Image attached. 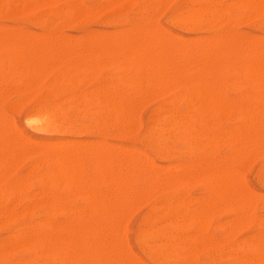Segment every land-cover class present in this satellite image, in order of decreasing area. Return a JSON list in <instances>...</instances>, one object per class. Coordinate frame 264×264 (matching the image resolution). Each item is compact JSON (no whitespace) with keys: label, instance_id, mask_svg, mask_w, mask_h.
<instances>
[{"label":"rangeland","instance_id":"obj_1","mask_svg":"<svg viewBox=\"0 0 264 264\" xmlns=\"http://www.w3.org/2000/svg\"><path fill=\"white\" fill-rule=\"evenodd\" d=\"M2 1H3V3L5 2L3 4V3H1V0H0V6H1V4L3 6L2 7L3 12L0 13V25L3 26V27L0 26L1 27L0 28V30H1L0 33H2L1 34L2 36L5 34V29H7L6 30L7 32L8 31L10 32L12 30L13 33H14V35L18 33L17 30H27V33H28V31H30L33 34L35 32L37 33V31H38L39 33L41 32L40 34H38V38L39 39H44L45 36L46 37H49L48 34L51 33L50 34V36H51L50 41H53L54 39H56V42L53 41V43H55V44L57 43V40L58 39L56 37H54V36H57L59 38V36L61 34L59 41L61 39H63L64 37H65L64 40L68 39V40H66L67 42L66 41L64 42V43L67 44V47H65V44H62V42H59L60 44L63 45V46L61 45L62 48L59 47V45H60L59 43H57V44H59L57 48H56V45H55V47H52V46H49L48 45L49 46V47H47L48 50L49 49L51 50V48H52V50H54L55 48L56 49L59 48V50H60L59 54L62 53V55L56 54V53H58L59 50H56L55 49L56 50V51L54 50L56 52L55 53V56L58 59H60V57L62 56L61 57L62 60L61 59L58 60L56 57L53 58L55 60H58V62H60V66H61V68L59 69V65L58 66L57 65L56 66L55 65H53V66L51 65L52 67H55V69H54L55 72L54 73H53L52 67H51L52 72H50L51 69L49 67H46V69H49L47 71H45L46 70L45 68L43 69V72L44 73H47L48 72V74H49V75L48 74L46 75V78L45 79H44V75L45 74H43V72L37 73V70H34L35 65H34L33 59H32V56L33 55L31 56V59L32 60L30 59V62L29 61L28 62H24L23 61V57H22V59L19 57V59H21V60L18 59L19 61H17L18 63H20V61H21L22 65H24L26 63L28 64V69H30L29 71L30 72H31V70L33 71V72H31L33 74V78L32 79H29L30 77H32L31 73L29 74L28 70H27L28 73H26V71L24 72L23 68H22V70H23V72H24L25 75L22 74V71H19V73H21L23 75V78L20 77V75L18 74V72L16 74V71L15 72L14 71L10 72L11 70L9 69L8 72H7V70L5 68H7V65L9 66V62H11V60H9V55H11L10 47H11V45L13 46V44L15 43V42L13 43V39L14 38L11 39L12 36L9 35L11 37V38H9V40H11V42L13 44H10L8 42V44H10L9 45L10 47H8V48H7V45L8 44L7 45L4 44L5 45L4 50L7 49L9 52H7V50H6V52L0 50L1 51V54L2 53H3V55L5 54L4 55V58L6 56V53L8 55V59H7V62L8 63H6V59H4V60L2 59V56L3 55L0 57V59H2V61L0 60V62H1L0 63V72L2 73V77H4V79L1 78V73H0V78H1L0 79V81H1L0 82V92H1L0 93V111H1L0 112V119H2V117H4L3 124H5V125H6L5 120L7 121V119H8V121H9V118L12 119V122L10 120V124L8 122L7 126H4L2 124V120H0V123L2 124V127L0 125V128H1V132H0L1 135L0 136L3 137L2 135H4V137H5V139L7 141L8 140L9 141H13L12 143L10 142L11 143L10 145H12V147H10L9 145H6V147L4 148V146L2 144H4V145L5 144H9V142L7 143V141L3 140L4 138L3 139H0V142H2V140L4 141V143L2 142L1 145H0V149L1 148L3 149V151H2V149L0 151V157H1L2 153L5 151L4 152L5 154H3L2 158H1V162H0V172H1L0 173L1 174L0 178H2V177L4 178L6 172L8 171V166H4L3 164H5V165H7V164L9 165L10 164L12 166L13 163L11 161L12 160H13V162L14 161H17L18 159L16 160V158H17L16 155L18 156V158L21 155V157L19 159L20 162L17 161L16 163H14L13 164V168H11V169H10L11 166L9 167V171L11 172L10 175L7 172L8 173V174H6V176L8 175L7 178L6 179L5 178L4 179L2 178L1 179L2 181L0 180V217H1L0 218V220H1L0 221V223H1L0 225H2V226H0V243H1V246L3 247V248L0 247V251H2V252H0V256H2V254H3V256L0 258V260H1L2 264H9V263H11V264H21L22 261L23 262L26 261V264H39V263L40 264L41 263L42 264H45L46 261H47L46 264L47 263L48 264H52V263L54 264V262H55V260L57 258L56 257L53 258V255L52 254H49V252H52V251H50V248L45 249L47 252L44 251L43 246H41V244L39 243V236L41 237L42 235H47L49 237H52V236L55 237L57 234H59L58 231H57V229H61V228L66 229V228H68V223H69V228H70V226L73 224V222L75 224H73L72 227L75 226L74 227V229H75L76 226H78V223L81 224L82 221H83V219L85 218L83 216V219H82V214L83 213H84L83 215H85V213L88 214V215L86 214V218H85L86 221L84 219V221L82 223V225L84 226V228L86 226L87 227L86 228L87 231L91 232L90 229L93 227L92 228V231H96V230L97 231L94 232L93 235H92L94 242H91V244H90L91 247L89 248L90 245L85 247V250H87L86 251L87 252L86 254H88V252H89V255H86L84 253L85 250H84V247L83 246L76 244L77 247L79 249H81V252H82V255H81L80 252H79L80 250H77L76 249V245L74 246V244L70 243L73 246L72 247L70 244H68V246L70 248L69 251L71 252V250H72V252H75V253H72L71 252V254H70V261L72 262L70 264H76V262H74V258L75 257L78 258V259H75V261L77 260V264L79 262H80L79 264H82V262H83V264H91V262H93L92 260L96 257V255H94V254L92 255L91 252H93L96 249H97V251H94V252H95V254L97 253V257H99L100 254L103 257L102 256L99 257L98 260H97V257H96L95 258V262L92 263V264H99L98 262L101 260V258H102V263L100 261L101 264H110L111 262L114 263V264H117V263L118 264H121V263L122 264H125V263L128 264V259L130 261V264H133L132 260H130V259L135 260V257H136V259L138 261V264H140V263L141 264H205L206 261H209V263L207 262L206 264H248V259H249V264H264V262H263L264 261L263 260L264 259L263 258L264 257V254H263V248H264V195H263L264 194V145L262 146V143L264 142V132H262V130H264V118H263V116H264V112H263L264 111V109H263V107H264V102H263L264 101V97L262 98V95L264 93L262 95L260 93V96L259 97H256L257 95H255V98H253L254 97L253 96V97H251V99H249L247 97V94L245 95V93H248L250 96H252L253 93L251 91H253L254 93H256L257 90L253 87V81H252L253 79L252 80H249L250 74H249V72H248L249 75L246 74V69H245V66H244L245 63L243 64V62H244L243 59L246 57L247 54H249V53H251V52L254 51L253 48H255V50L258 49V47L260 48L259 45H260L261 40L259 41V44L257 45L258 47H255L254 45H252L253 42L251 41V38L253 37L252 38V40H253L254 37H255V41L253 40L254 42H258V41H256V38L257 37H258V39L259 38L260 39H263L264 38V13H263L264 12V2H263L264 0H254V3H253V0H249V3H250V1H252V3H251L252 5H250L247 0L246 1L245 0H213V1H211V0H169V1L166 0L167 3L164 0H162L164 3H162L160 0H148V1H146V0H127L128 2L126 0H115V1H112V0H89L88 3L85 2V1H88V0H79V1L78 0H76V1L75 0H73V1L67 0L68 1L67 3L65 2L66 0L65 1H63V0H48V1H46V3L48 5L43 2L45 0H41V2H40L41 3V6H42L41 8L45 7L44 5H46L48 8L46 7V8H44V10L47 9V12H46V10L45 11L43 9L41 10V8L39 6L40 3L38 2L39 0L36 2V5H35V1L36 0H29V1L28 0H24L25 1L24 3H22L23 0L22 1L21 0H18V1L15 0L16 1L15 4H14L13 0H11V2H9V3L7 1H10V0H2ZM27 1L29 3L31 1L32 2L34 1V4L31 3L32 5H29V6H31V8H28V10H30V11H28V13L26 11L27 9H24V6L25 7H28L27 4H29V3H26ZM111 1H112V3H111ZM119 1H121V3ZM159 1L161 2L160 4H159ZM240 1H244L246 5L243 4V2L240 4ZM19 2H21V4H22L21 7L19 5ZM113 2H115L117 5L114 3V6H113ZM117 2H119V3H117ZM155 2L157 4H155ZM210 2H212L213 4L211 3V5H209ZM236 2H239V4L238 3L236 4ZM255 2H257V3H255ZM10 3H12V4H10ZM123 3H125L124 4L125 6L122 5ZM67 4L69 5V7H68ZM162 4H163V6L164 5L165 6L164 7L163 6H160ZM225 4H226V7L224 6ZM233 4H236V5H233ZM247 4L250 7H252L253 9L250 8V10H249L248 9L249 6H247ZM34 5H35V7H34ZM70 5H72V6H70ZM128 5L130 7H127ZM202 5H204V6L202 7ZM237 5L240 8H236ZM253 5H254V7H253ZM14 6H15L16 9L20 8V9H18L19 11H22V10L23 11L22 12H19L18 10H16V13L17 14L20 13L19 15H16V13L14 14V12H13V15H10V16L9 15H4L7 12L9 14V11L11 10V9L9 10V8H11V7H12L11 12L14 11L15 10V8H13ZM37 6L40 9L37 10L36 9ZM66 6H67L68 9L66 8ZM215 6H217V7H215ZM256 6H258V9H259L258 11L259 12L256 9H254V8H256ZM260 6H262V7H260ZM33 7L36 9L35 11H33V9H34ZM70 7L71 8L75 7V9L76 8L77 9L74 12V8L72 10V9H70ZM78 7H80L82 10L80 8H78ZM229 7H231V8H229ZM246 7H247V9H246ZM90 8H92V9H90ZM124 8L127 9V10H125ZM211 8H213V9H211ZM217 8H219L218 9L219 10V13H218ZM2 9H1V11H2ZM78 9H80V10H78ZM83 9H85L86 11L83 10ZM149 9L151 10V12L149 11ZM196 9L198 10V14L199 15L197 14V17H195L194 20L193 19H185V18H183V16L184 15L186 16V14L188 12L195 11ZM199 9H200V11H203V13L199 12ZM203 9L208 10V11L211 10V12L209 11V13H208L207 11H205ZM216 10H217V12H216ZM254 10H256V12H254ZM39 11H40V13H39ZM82 11L85 13V14L83 13L84 16L82 14ZM87 11H89L91 13V14L89 13L90 16L86 15V14H88ZM138 11H139V13H138ZM238 11H239L240 14L237 13ZM41 12L42 13L44 12L43 14H46L47 13V15H44L43 16ZM64 12H67V14L64 13ZM141 12H142L143 15L141 14ZM224 12H225V14H224ZM68 13H69V15H68ZM75 13L77 14L76 15V19L77 20L74 19V22H75L74 23L72 21L70 15H73L74 14V16H75ZM249 13H251L252 15L249 14ZM10 14H12V13H10ZM78 14L79 15L81 14L80 15L81 18H79V15ZM235 14H237V15H235ZM38 15L40 16V18H39ZM245 15H247V16H245ZM74 16H72V17L75 18ZM77 16H78V18H77ZM143 16L147 20L144 19ZM219 16H221V17H219ZM235 16H237V17H235ZM249 16H251L252 18L249 17ZM257 16H258V18H256ZM86 17H88L89 20H87ZM90 17L92 19H90ZM239 17H241V18H239ZM247 17H249V19H246ZM27 18H29V19H27ZM34 18H35L34 21L31 20V19H34ZM223 18H224V20H222ZM175 19H178L179 21L178 20L176 21ZM244 19H245V21H244ZM44 21H46V22H44ZM87 21H89V22H87ZM184 21H185V23H184ZM51 22H52V24H51ZM68 22L69 23L72 22V23L69 24ZM85 22H87V23H85ZM221 22H223V23H221ZM231 22H232V24H231ZM78 23H79V27H77V24ZM202 23H203V25H202ZM33 24H34V26H33ZM42 24H43L44 27L42 26ZM35 25H36V27H35ZM38 25H40V26H38ZM47 25H48L49 28L47 27ZM150 25H152L151 27L154 26V28H156L154 30H153V28L151 29V31H154L153 33H156L155 34L156 35L155 36V39L153 40L154 41V44L156 42L155 40H156L157 36L158 35H160V36L162 35V33H160V32H162L161 30L163 29V33H165V37L167 36V33L166 32H169L168 33L169 34L168 35L169 37H170V33L173 35V37H170V38H167L168 36L166 37L167 40H164V41H167V43H163L164 44L163 46L167 45L168 42L170 43L172 41L173 44H175V43L178 44L177 47H179V44H180V48H182L181 46H188V49H189V47L192 45L191 43L194 41L195 44H196V47H195V49H196L198 43H196L195 40H197L198 42L199 41L201 42V40L203 39L202 41L204 42V40H205V43H207V44L203 45L202 44L203 42L200 43V44H201V46L203 45V47L206 50L203 51V47H201L200 45H198L199 48L201 47L202 53H199L201 50L199 51L198 48L196 50H193L194 49L193 48L192 49L193 52H191V50H188L187 51L188 54L186 53L187 55H190L191 53L193 55L191 54V56H188L187 57L185 53H184L185 55L182 54L184 52L183 49H185V52H186L187 47H183L182 48L183 52H181V49H180V51L177 48L173 49L171 47V46H173V44L171 43V44H169V47H166L165 46L166 47V51H167V49H170V47H171L172 51H171V53L169 52L171 55H172V52H173V55L174 56H176L177 53H180L179 54L180 57L183 56V60L179 57V60H181V62H180L181 64L178 63L179 60H177L176 57H175V60H177L176 62L178 64L174 63V60H173L174 57H170V55H169L168 58L171 61L173 60L172 65H170V62L167 63L168 60H166V59H167V56L168 55L166 56V58H164L165 59L164 60L163 57H165V54H164V50H163V54L164 55L162 54L163 56H161L160 55V52H159V55H160L159 57L164 62L166 61L167 64L166 63H163L160 66V62H159L160 60L159 61L157 60V63H158L157 65H159V68H156V66H155V63L156 62H154V59L152 60V54H150L149 52L148 53H145L147 51V49H146L144 53L147 56H145V57H148V59L150 61H152L151 63H152V65H154V68L155 69L148 68L146 66V64H145L146 62H145L144 59H142V60H144V63L141 60L140 61L139 60L136 61V64H140V66L138 65V69H137V65L135 67V63L134 62L133 63H130L131 62V59H129L128 57L125 56V58H127V59H126V62L124 61L125 64L124 63L123 64H124V69H126L125 71H127L126 74L128 73V77L125 74L126 77H127V79H125L124 78V75H123L124 74L123 73V67L121 66V68H122L121 69L120 66H119V64H122V62H123L124 59L122 60V62L117 63V65H116V63L114 64L113 62L111 63L109 61V59L110 60L111 59L113 60V58L115 59V57H116V60H117V56H115V54H119V52L117 53V50L114 47L115 48L114 52L116 51V53L114 54V57H112V54H113V50H112L113 49V46H112L113 43L112 42L116 41V43L119 44L120 40H118V37L120 38L119 35H121V33H122V37H123V34H124L123 31L127 30L126 27L129 30H131L130 27L133 28V31L132 30L130 31L131 33H134V35L132 34L133 37L135 36V34H139V35H136V36L137 37L138 36L141 37V35L143 36L144 35L143 33H145L146 31H147L146 34H148V36H149L150 33H148V32L150 30V28H149ZM200 25H202V26H200ZM211 25L212 26L216 25V26H214V28H213ZM128 26H130V27H128ZM147 26H148V30H146L147 28H145ZM155 26H157V27H155ZM203 26H204V28H203ZM135 27H137V28L140 27L138 29V31L139 32L141 31L143 33L141 34V32L139 33L138 31H136L137 28H136V30H134ZM197 28H199L200 30L197 29ZM2 29H4V30H2ZM142 29H145L146 31L145 30H142ZM158 29H160L159 32H158ZM97 30L100 31V32H98ZM109 30L111 32H109ZM114 30H116V31H114ZM129 30L127 32L125 31V34L129 38H132L133 39V37H130L129 36L131 33L128 34ZM156 30H157V32H156ZM14 31L15 32L17 31V32L15 33ZM104 31H106L108 33L105 32L106 33L105 34ZM119 31H122V32H120V34H119ZM221 31H222V33H221ZM24 32L22 31V33H24ZM30 32H29V35H32ZM47 32H48V34H47ZM117 32H118L119 35L117 34ZM13 33H12V35H13ZM22 33L20 32V36L22 35ZM97 33L99 34V36H98ZM110 33H111V35H113L115 33V35L111 37ZM8 34H11V33H7V35ZM35 34H34V36H35ZM41 34H43V35H41ZM108 34L111 37V39L113 40L112 41L110 39V37H109V41H111V43L108 42V40H107ZM125 34H124V36H125ZM201 34H202V36H201ZM7 35H6V37H7ZM14 35H13V37H14ZM39 35H40L41 38L39 37ZM106 35H107V37H106ZM116 35H118V36H116ZM153 35L154 34H150V36H152V37H153ZM174 35L176 37H182V40L183 41L184 40L187 41V39H188V41L187 42L185 41L183 43L182 40L179 41V38H176V37L174 38ZM204 35L206 36V37H204L205 39L202 38ZM210 35L213 38H211ZM237 35H238V41H235L237 39ZM16 36L19 37L18 34L15 35V37ZM23 36H24V34H23ZM32 36H31V38L33 39ZM42 36H44V38H42ZM100 36H101V38H100ZM126 36L123 37V40H128V38ZM163 36H164V34L162 35V37H160V40L161 41H163ZM188 36H189L190 39L193 40L191 43H189V40L190 39L188 38ZM196 36L197 37L200 36L201 38L199 37V38L196 39ZM207 36H208V38H207ZM217 36H218V39H221V41H222V44H223L222 47H220V45H222V44H219L218 45V43H221V42L217 40ZM245 36H247V37H245ZM114 37H115V40L113 39ZM137 37H134V40H135V38L137 39ZM139 37H138L137 43L135 42L137 45L140 42L139 40H141V38H139ZM146 37H147V35L146 36L144 35L145 42L147 41L146 40L147 39ZM152 37H149V40L150 41H151L150 38H152ZM165 37H164V39H165ZM214 37H216V40L218 42L215 40ZM225 37H227V38H225ZM234 37H235V39H234ZM20 38H22V37H19L18 40H20ZM28 38L29 37H27L26 39H28ZM31 38H30V40H31ZM38 38H36V40ZM102 38L103 39L106 38L105 39V42L106 43H103L104 40H102ZM209 38H210V43L211 44H209ZM241 38L242 39H245L246 38V40H244L245 43H247L246 41H248L250 39L249 41H251V42H249V41L248 42L250 43V46H253L252 47V50L253 51L252 50L249 51L250 50V48H249L250 46L249 45H247V46H249L248 48H246V47L243 46L244 49H242L243 47H241V49H239L240 48L239 46L238 47L237 46L235 47V45H234V47L237 48V52H235V48L232 47V46H230V45H233L234 44L232 42L233 40L235 41V43L236 42L239 43L240 40H241L242 45H244V42H243V40ZM0 39H3V38L0 37ZM26 39L21 40L20 43L22 44V42L24 40H26ZM69 39H70V41H69ZM81 39H82V41H81ZM176 39H178V42L176 41ZM212 39H214V41H216L217 44H214V42H213ZM225 39H228V40H225ZM5 40H7V39H4L3 41H5ZM48 40H49V38H47V40H46L47 44L49 43ZM76 40H77V42H76ZM130 40H129V43L124 42V41L123 42L121 41V43H123L121 45L123 46L124 43L125 44H130ZM158 40H159V37L157 38V41ZM207 40H208V42H207ZM16 41H17V39H16ZM98 41H99V43H98ZM117 41H119V42H117ZM230 41L232 42V44H231ZM1 42L2 41L0 40V43ZM25 42H27V40ZM32 42H33V40H32ZM41 42H43V41H41ZM68 42L70 43L69 45H68ZM93 42H96V43H93ZM131 42H132V45L135 44V43H133L132 40H131ZM141 42H142V40H141ZM226 42H228L230 45L228 43H226ZM3 43H6V42H3ZM20 43L17 44V45H20L21 46ZM108 43L112 47V49H111L112 50V54H111L110 47H109ZM116 43L114 42V44H116ZM161 43L162 42H160V43L158 42L157 44H159L161 46L162 45ZM15 44H14L15 49H18L19 47H16ZM31 44H33V43H31ZM31 44L29 43V45H31ZM47 44H45V45H47ZM77 44H79V46H77ZM100 44L102 45V48L103 49L105 47L104 51L100 47L101 46ZM103 44H105V45H103ZM106 44L108 45L107 48H106ZM118 44L116 45L117 47H118ZM145 44L142 43L143 46ZM150 44L151 43H149L148 45H150ZM189 44H191V45L189 46ZM255 44H257V43H255ZM261 44H263V41H262ZM1 45H3V44H1ZM29 45H27V47ZM43 45L44 44H42L41 46H43ZM50 45H53V44L51 43ZM70 45L74 46V48H72V46H70ZM94 45L95 46L96 45L97 46L99 45V46H98V48L97 47H93V49H92V46H94ZM206 45H207V47H205ZM209 45H211V46H209ZM214 45H216V46L218 45L217 47H219V48L217 49V47H216V49H215ZM225 45L226 46L229 45V47L228 46L227 47L230 49V52L231 53H226L225 50H224V52H223V50L221 51L222 48L224 49ZM239 45L241 46L240 43H239ZM14 46H13V49H14ZM32 46H31V51H29L28 49H25V50L28 51V52H30L32 54ZM36 46L38 48V44H36ZM84 46H85V49H84ZM89 46L91 47V49H90ZM119 46H120V44H119ZM127 46L128 45H126V48H128ZM141 46H134V47L136 48V47H141ZM152 46H150L149 48L152 49ZM163 46H162V48L161 47H158V46L156 47V44H155L156 49H158L159 51H161L162 49H165V47H163ZM27 47H25V48H27ZM76 47H79V50H77L78 48L76 49ZM155 47L153 48L154 51H156ZM175 47H176V45H175ZM192 47L193 46H191L190 48H192ZM211 47L213 48V50L210 49ZM227 47H225V49ZM230 47L234 48V50H232V48H230ZM22 48L24 49V46ZM34 48H36V47H34ZM43 48L41 47V49L44 52V50L46 49V47H43ZM69 48H70L71 51L69 50ZM124 48H125V46H124ZM124 48H123V50H124ZM146 48H148V47H146ZM228 48H227V51H228ZM20 49H19V52H20ZM39 49L37 50V53L39 52ZM61 49H62V51H61ZM72 49H73V51L75 49V51L73 52ZM88 49H89V51L95 50V52H96V53L94 52L95 53V56H94V53L92 54V51L90 53L87 52ZM107 49L109 51H107ZM219 49H220V55L224 53L223 54V57H222V55H221V57L220 56L217 57L218 54H219L218 53ZM2 50H3V47H2ZM100 50H101V52H100ZM119 50H120V48L118 49V51ZM123 50L121 49V53L124 56V53H123L124 51ZM137 50H138V48H137ZM143 50H144V48H143ZM241 50L243 52L241 53V56H240L241 58H240L239 55H237V54H240V53H238V51L241 52ZM244 50H246V54H244L245 53ZM247 50H248V52H247ZM259 50H258V52H259ZM34 51H35V49H34ZM34 51H33V54L35 53ZM54 51H52V52L50 51L52 53V56L51 57L49 56V58L51 59V61H52V57H54V53H53ZM67 51H68V54H67ZM79 51L82 53V55H81V53H79ZM131 51H132V49H131ZM133 51H134V49H133ZM141 51H142V49H141ZM141 51H139V52H141ZM195 51H196V54H197V55L195 54L196 56L194 55ZM210 51H211V53H210L211 57L209 55V52ZM261 51L262 52L264 51L263 50V47H262ZM19 52L17 50V54L18 55H19ZM72 52H73V54H72ZM106 52H108V53L106 54ZM134 52L136 53V51H134ZM215 52H217V53H215ZM256 52H257V50H256ZM13 53H14V51L12 52V54ZM103 53H104L105 56H103ZM128 53L131 55L130 50H129ZM156 53L158 54V52H156ZM207 53H208L209 57H208ZM212 53L214 54V56H213ZM234 53H235V56H238L241 60L238 59L237 57H233ZM15 54H16V52H15ZM17 54H16V56H17ZM50 54H48V51H46V53L44 55V58H43V55H41L42 58H43L42 63L40 61L42 68H43V64L45 62L44 61L45 58L46 57L48 58L47 55H50ZM78 54H80V55L77 56ZM83 54L85 55V57H83ZM87 54H88V58H87ZM125 54H126V52H125ZM132 54H133V52H132ZM140 54L141 53H139L138 55H140ZM200 54H201V57L199 56L200 57V59H199L198 55H200ZM227 54H229V55H227ZM259 54H261V52ZM20 55H21V52H20ZM24 55H25V53H24ZM68 55H69V57H68ZM91 55H92L93 58H91ZM97 55H99V56L97 57ZM100 55H102V57H100ZM119 55H118V57H119ZM72 56L75 57V58L77 57L78 58V61H81V62L83 61V62L82 63L80 62V64H79V62H77V58L75 60V58H73ZM134 56H137V55L134 54ZM225 56H226V59H224ZM227 56H228V59H227ZM17 57H16V59H17ZM39 57H40V54H39ZM103 57H104L105 60L103 59ZM153 57H154V54H153ZM195 57H196L197 60L198 59L199 60L198 61L197 60L195 61ZM202 57H203V59H202ZM212 57H217V58H215V65L213 63L214 62V58H213V61H212ZM229 57H230V60L232 62L229 61ZM242 57H243V59H242ZM11 58H12V56H11ZM13 58H14V56H13ZM25 58L27 60V54H26ZM35 58L37 60L38 56L35 55ZM121 58H122V56H120L119 59H121ZM184 58H185V60L189 58V60H187V61L184 62ZM192 58L194 60V65L191 66V64L193 63ZM204 58H206L207 61H205ZM222 58H223V61L225 62L224 64H223ZM40 59H41V57H40ZM156 59H157V57H156ZM216 59H218V61ZM233 59H235V60H233ZM98 60H100V62ZM128 60H129V63L127 62ZM238 60H240V65L243 66V70H244V71H242L241 74H239V73L241 72L242 68L238 64V62H239ZM242 60H243V62H242ZM46 61H47V59H46ZM108 61H109V63H111L110 64L111 66L108 65ZM133 61H134V59H133ZM204 61L207 62L206 63V69L205 70H204V68H202V66L205 67V62ZM210 61H212V63H210ZM233 61H235V62H233ZM58 62L57 61L56 62L53 61V62H51V64L58 63ZM70 62H71V65H70ZM73 62H74V65H73ZM76 62H77V65H78L77 68H76ZM85 62H86V64H88V63L89 64L88 65H85ZM96 62H97V64L95 65ZM188 62H189V64H188ZM200 62L202 64V66L198 70L197 69V63H198V66H200L199 65ZM228 62H231L232 63V66H231V63L229 64ZM241 62H242V64H241ZM3 63H5V65H3ZM29 63H31V65ZM32 63H33V67H34L33 69L30 68L32 66ZM35 63H37V61H35ZM66 63L68 65H66ZM151 63H149V67H150ZM173 63L177 67L179 65V68L178 69H175L176 71H174V70L172 71V69H170L172 71V73L174 75H176V79H174L173 78V75H172V81L170 82V80H171V78H170L171 77V74H169V77H168V73H166L167 72L166 70H169L167 66H169V68H170V66H171V68L172 67L174 68ZM203 63H204V65H203ZM218 63H219V65H218ZM226 63H227V65H226ZM45 64H46V62H45ZM49 64H50V61L46 65L49 66ZM164 64H166V69H163L162 73H164V70H165L166 71L165 72V75L161 74V72L158 71V69L162 70V66L165 67ZM208 64H209V66H208ZM38 65L40 66L39 61H38ZM79 65L80 66H85V67H83V68H85V70H83L82 67H79ZM99 65H100V68L97 67ZM180 65H181V67H180ZM216 65H217L218 68L216 67ZM25 66L26 65H24V68H25ZM62 66H63V69H62ZM68 66H69V68H68ZM91 66H92V68H91ZM142 66L145 67V70H148L149 71V74L146 73V72L143 73L144 67H142ZM184 66H187L186 68H192L193 67L192 68L193 72H192V70H190V72L188 71L189 73L186 72L187 70H186V68ZM211 66L214 67V69H212ZM220 66H221V68H220ZM236 66H238V67L236 68ZM11 67L14 68L13 63H12V66ZM18 67H19V70H20L21 64H19ZM86 67H88V70H86ZM96 67H97V70H96ZM129 67H131V68H134L135 67L134 68L135 71L132 70L131 68L129 69ZM139 67H142V75H143V77H144L145 80H146V77H145L144 74L150 75V77L152 79L149 78L147 80V84H146V82H144V80L142 79V77L140 75V79H139L140 81H138L137 84H139V82H141V80H143V81L138 85L139 88L138 89H135V88H137V86L133 87V82L131 80H133L134 74H137V77H139V75H138L139 72L141 74V71L138 72ZM208 67L212 69V72L214 74L211 73V70H209ZM2 68H4V69H2ZM15 68H16V70H18L17 69V66H15ZM78 68H79V70L77 71ZM93 68H95L94 69L95 72H92L90 70V69H93ZM215 68L218 71H216ZM239 68L241 70H239ZM180 69H182V71H180ZM183 69L185 70V73L183 72L184 71ZM170 70L168 71L169 73L171 72ZM203 70H204V72H203ZM221 70H223V71H221ZM236 70H237V72L238 71L239 72L238 73L237 72H234ZM40 71H41V69H40ZM177 71H178V74H177ZM179 71H180L181 74L179 73ZM4 72L6 73L8 79H7V77L5 78V73ZM34 72H36L37 75L38 74L43 75L42 78L39 75V78L41 79V81H40L39 78H37V75H36V79L34 80V77H35ZM61 72H62V77H61ZM73 72H74V74H73ZM132 72H133V74H132ZM150 72H152L154 74V77H156V79L158 77L159 79H161V80L164 81V79H162V78H165V81L167 83L165 82L166 85H165L164 88H163L164 82L162 83L160 80H159V82H161V84L159 83L160 86L158 87V83H157V86H156L155 82H153V80L155 81V78L153 77L152 74H150ZM63 73H66V74L63 75ZM129 73L131 75H129ZM190 73H192V74H190ZM207 73H209V74H207ZM236 73H237V75H236ZM10 74H12V75H10ZM14 74H16L15 75V78H14ZM233 74H235V75H233ZM17 75H19V77H17ZM58 75H59V78L62 81L61 80L59 81ZM66 75H67V77H66ZM70 75H71V79L68 78V77H70ZM77 75H78V77H77ZM116 75H118V77H117L118 79H121V77L124 78V79H122V82L119 80L120 84H119V82L117 83L118 79L116 78ZM132 75H133V77H132ZM166 75H167V78L169 80V83H168V80H166ZM177 75H178V78H177ZM179 75H180V77H179ZM182 75H183V79H182ZM202 75H203V77H202ZM210 75H212V77H210ZM213 75H214V77H213ZM216 75H217V79L218 80L216 79ZM26 77H28V80H30V81L26 80L27 79ZM207 77H209V78H207ZM223 77H224V80H223ZM231 77L235 81H233V79H231ZM246 77H247V79H246ZM13 78L16 79V80H14ZM18 78H19V81H18ZM53 78H54V80H53ZM134 78L135 79L133 81H135V83H134V85H135L136 84V80L138 78H136V75H135ZM180 78H181V80H180ZM210 78H211V80H210ZM6 79H7V81H6ZM42 79H43V81H42ZM129 79H130V81H128ZM184 79H185V81H184ZM190 79H191L192 83H191ZM214 79L216 80V82L213 81ZM22 80L24 82H26V84ZM31 80H32V84H31ZM36 80H37V82H36ZM67 80H68V82H67ZM72 80L74 82H72ZM124 80H125V85H123L124 84ZM150 80H151V82H150L151 84L152 83H153V85L155 84V88L154 89L157 88V90H153L152 89L153 88V85H151V84L149 85L148 82ZM206 80H207V82H206ZM39 81H40V83H39ZM53 81H55V84H56V81H57V83L59 85L58 86L56 84L57 85V90H56V87H55L56 85L54 84ZM75 81H76V83H75ZM157 81H158V79H157ZM189 81H190V83H188ZM222 81H223V84H222ZM242 81L246 85L245 86L246 87V90H245V87L242 86L243 85ZM6 82H7V84H6ZM10 82H11V84H10ZM27 82H29V84ZM62 82H63V84H62ZM69 82H70V84H69ZM111 82H112V85H111ZM34 83H35V86L33 87V84ZM130 83H132L131 84L132 86L130 85ZM171 83H172V85L174 84L173 87L171 86ZM178 83H181V85L178 84ZM215 83H218V84H215ZM53 84H54V86H53ZM106 84H107V86H106ZM109 84L112 86V88L109 86ZM177 84H178V87L176 86L175 87L176 91H174L175 90L174 89V86L177 85ZM182 84H183V86H182ZM207 84L209 85V88L207 87L208 86ZM3 85H6V86H3ZM24 85H25V87H24ZM45 85H46V88L47 89L44 87ZM121 85H123L124 87L123 86L121 87ZM248 85H249V88L247 87ZM28 86L32 87V89H30ZM52 86H53V89L54 90L52 89ZM140 86H141V88L143 87V89H141L142 92H140ZM148 86L149 87L152 86V88L150 89ZM186 86H190V88L193 87V89H191V92H190L189 87L187 88ZM215 86H216V88H213ZM3 87H4L5 91H4ZM27 87H28V89L31 90V91L29 90L30 93L27 92ZM50 87H51V89H50ZM108 87H109V89H108ZM115 87H116V90H115ZM170 87H172V88H170ZM234 87L236 88V91L237 92H235V88ZM1 88H2V90H1ZM102 88H104L103 91H102ZM105 88H107V92L112 97H110L108 94L107 95L106 94L104 95V93H105L104 90L106 91ZM168 88H170L169 91H168ZM195 88H196V90H195ZM197 88H199V90H197ZM201 88H203V89L201 90ZM205 88L208 90V92L206 91ZM100 89H101V91L103 93H101ZM122 89H123V91H122ZM184 89H185V91H184ZM214 89H217V90H214ZM38 90H39V92H38ZM93 90H95V92ZM143 90H145V91L143 92ZM170 90H172V91H170ZM179 90H180V92H179ZM192 90H193V93L198 92V96L199 97L201 96L202 100H201V98H198V97H194V100H193ZM46 91H47L48 94L46 93ZM111 91H112V93H111ZM117 91H120L121 96H120L119 92L117 94ZM147 91H149L150 93L148 94ZM31 92H33V93L31 94ZM182 92H183V94H182ZM87 93H89V95ZM113 93H114V95H117V96H114ZM184 93H188V96H187V94H184ZM190 93H191V95H190ZM200 93H201V95H200ZM51 94L53 95V97H52ZM84 94L86 96H84ZM100 94H101V98H103L102 99L103 101H102L101 104H99V106L97 105V107H96L95 105L99 102V100L95 101V99H96L95 97L97 96V98L100 99V97H99ZM257 94H259V93L257 92ZM30 95H32V96H30ZM40 95H42L43 97L40 96ZM92 95H93V97L94 96L95 97L93 98V100L91 102ZM123 95H124V97H123ZM203 95H205V97H203ZM105 96L108 98L107 107L105 105V103L107 101H104V100H107V98H105ZM108 96L110 97V99L112 98L114 101L111 102ZM87 97H89V98L91 97V98L88 99V100L87 99L85 100V98H87ZM188 97L191 98V99L188 100ZM206 97H207V99H206ZM212 97H213V99H212ZM43 98H44V100H43ZM118 98H120V100H118ZM175 98H176L177 101H174ZM261 98H262V101H261ZM124 99L125 100H128L129 102H126ZM178 99H180V100H178ZM185 99H187V100L185 101ZM248 99H249V102L247 104V100ZM48 100H49V102H48ZM227 100H229L230 102H228ZM238 100H239V102H238ZM94 101H95V103H94V106H93V110L95 109L97 111V108H98V111H99V109H102L104 111V112H102V114H101V111H99L100 118L102 120H99V114H95L96 111H94V113H92V111H91L92 109L91 108H89V109L86 108V103H87V107H89V106L91 107L93 105V102ZM109 101H110L111 106L109 105ZM117 101H118L119 105L121 104L119 107H118ZM197 101H199V102H197ZM214 101H215V103H214ZM103 102H104V104H103ZM185 102H186V105H185ZM192 102H195V103H193V105H192ZM210 102H211V105H210ZM89 103H91V105ZM112 103H114V108H112V110L115 111V112H112L111 111V107H113ZM199 103H201V104L199 105ZM206 103H209V107L207 106V108H205V106H204ZM229 103H230V105H229ZM238 103H239V105H237ZM81 104H82V106H80ZM102 104H103V107L104 108L101 107ZM141 104H142V106H140ZM162 104H163V106H162ZM220 104H221V108H220ZM227 104L229 105V108H228V105ZM130 105L132 106V110L133 109L135 110L134 112H132L131 108H129ZM201 105L203 106L202 109H201ZM260 105H261L262 108H260ZM84 106H85V109H84ZM226 106H227V108H226ZM237 106H238V109H237ZM241 106H242V108H241ZM81 107L83 108L82 111H80L81 110ZM123 107H124V110H123ZM136 107L137 108L140 107V111H138L139 109H136ZM186 107H188V108H186ZM213 107H215V109ZM243 107H244V109H243ZM31 108H32V110H30ZM127 108H128V111H127L128 113L126 112ZM248 108H249V110H248ZM257 108H258V110H257ZM15 109H18V110H15ZM39 109H41L40 112H39ZM50 109L52 111H50ZM86 109H87V113H86ZM105 109H106V111H105ZM119 109L122 112L125 111V113H127V116H125V113H124V116H123L122 115L123 113L121 114V111ZM187 109L189 110V112H187L188 111ZM235 109H237L236 112H234ZM246 109H247V111H246ZM29 110H30V112H29ZM83 110H84V112H83ZM129 110L131 112V116L129 115V113H130ZM200 110H201V112H202V110L205 111V112L200 113ZM208 110H209V112H208ZM220 110H221V116H220ZM107 111H108V113H107ZM47 112H48V115H47ZM167 112H168V115L166 114ZM197 112H198V114H197ZM242 112H243V116L245 115L246 118L241 117L242 116ZM245 112H246V114H245ZM36 113H39L42 116V119H44L43 120L44 122H43L42 125L41 124H35L32 121L33 118H34V115ZM59 113H60V115H58ZM104 113H105V116H107V118L104 116ZM115 113H117V115H115ZM132 113L134 115H132ZM184 113L186 114V116L188 118H186V116H185ZM253 113H254V115H253ZM1 114H3V116ZM54 114H55V117H54ZM86 114H87V116H86ZM89 114L91 115V117H90ZM164 114H166V115H164ZM248 114H249L250 117L248 116ZM258 114H261V116H259ZM175 115H176V117H175ZM205 115H206V118H205ZM239 115H240V117H239ZM5 116H6V118H5ZM92 116H94L95 119L93 118V120H92L91 119ZM101 116H103V117H101ZM108 117L111 118V119L109 120ZM132 117H133V120H132ZM177 117H178V119H179L180 122L177 120ZM183 117H184V120L186 122L185 121L183 122ZM257 117H259V122H257L258 121V118ZM96 118H97V120H99L98 121V124H97V121H94V120H96ZM105 118H106V120H105ZM180 118L182 120V123H181ZM249 118H250L251 121L253 120V122H251L249 120ZM112 119H113V121H112ZM135 119H136V121H135ZM159 119H161V120H159ZM170 119H171V121H170ZM172 119H174V120L172 121ZM194 119H195V121H194ZM196 119H197V121H196ZM243 119L246 122H243L242 121ZM103 120H104V123H103ZM116 120L119 121V122H122V123H119V122L117 123ZM176 120H177V123H175ZM218 120H220L221 122L220 121L218 122ZM90 121H93V122L91 123ZM125 121H127L126 125H125ZM247 121H248V123H247ZM261 121H263V123ZM100 122L103 123L102 126H101V123ZM107 122H108V124H107ZM109 122H111V123H109ZM202 122L204 123L203 125H202ZM209 122H210V125H209ZM93 123H94V125H93ZM180 123L184 127V130H183V127L180 126ZM206 123H207V127H206ZM214 123H215V126H214ZM63 124H64V127H63ZM91 124H92L93 127H91ZM167 124L170 127H168ZM188 124H189L190 129L188 127ZM193 124L195 125V127H193ZM237 124H238V126H237ZM105 125L107 126V128H106ZM174 125H175V127H174ZM235 125H236V127H235ZM259 125H261V128L262 129L260 128ZM3 126H4V128H3ZM88 126H89V129H88ZM172 126H173V130L174 131L172 130ZM200 126H201V128H200ZM185 127H186L188 133H187ZM239 127L241 128L240 130H244V131H248V129L251 130L252 132L250 131V133H249V131H248V133L250 135L252 134L254 139L255 138H257V139H255L254 141L250 142L251 145H250V143L249 144L247 143L248 146H246L247 144L242 143L244 145L243 146L241 144V142H239V144H238V142H237V141H239L238 139H235V140L233 139V142H230V140H232V137H234L231 134L232 133V129L234 131V130L239 129ZM247 127H248V129H247ZM84 128H85V130H84ZM129 128H132V131ZM135 128H136V130H135ZM179 128H181L180 131H179ZM194 128L198 132V136L199 137L197 136L196 131L194 130ZM223 128H224V131H223ZM2 129H3V132H2ZM126 129H127V131H126ZM167 129H168V131H167ZM198 129H201V130H198ZM255 129H257L258 131L257 130L255 131ZM190 130H191V132H190ZM229 131L231 133H229ZM124 132H125V134H123ZM132 132H133V134H132ZM165 132H167V133H165ZM201 132H203V134H201ZM206 132H207L208 137H207V135H205ZM214 132H216L215 135H217V134L218 135L215 136L214 135ZM259 132H260V134H258ZM73 133H75V134H73ZM227 133H228V135H227ZM256 133H257V135H256ZM186 134L189 135V138H186V137H188V135H186ZM167 135H169V137ZM185 135H186V137H184ZM213 135H214V139H216L217 142L219 141L220 135L221 136L222 135H226V137L225 136H222L223 139H221L217 143L216 140H214L212 138ZM259 135H260V137L262 139H259L260 138ZM163 136H164V138H163ZM179 136H181V140H182L181 142H180V137ZM21 137H23V139ZM172 137H174V138L172 139ZM140 138H142V139H140ZM170 138H171V141H170ZM175 138H176V140H175ZM234 138H236V137H234ZM18 139H19V142L23 140V144L20 143L21 144L20 145L17 142H15V141H18ZM192 139H194V140L192 141ZM29 140H30V143H29ZM76 140L77 141L80 140V142H82V143H84V142H87L88 144L90 143V145L92 147L95 145V143H94V145L91 144L92 142L95 141L96 144H97V141H99L100 151L101 152H102V149L105 148V151H107V154H109V156L112 155V156L116 157V158L113 159L112 156H111V160L112 161H115L117 158H123V156L125 158H127V156H128L130 160L133 159V158L135 159V154H136L135 152L132 155L131 150H130V153H126L125 151L121 150V152L123 153V156H121L122 154H121L120 150L118 148H117L118 150L117 149H114L115 146L116 147H119V148H121V147L122 148H125L126 147V149H128V148H133V150L136 149L137 150V154L140 152L139 153V156H140L139 158L142 161H144L143 159L145 157H146L145 160H148V161L150 160V161H149V163H148V161H145V162L141 163L140 167L138 166V163L140 161H138V163H137V168H138L137 171L140 170L139 173L137 171L135 173L136 168H133V169H135L134 172H133V170L131 168V164H130L131 161H130V163L128 161H126V165L128 163L129 164V169L131 168V170H129V171L127 170L128 172L126 170L124 172V170L121 168V167H124L125 166V161H123L124 163L122 162L123 165H121V167H119V165L121 164V163L119 164V160H118V162H114V164L118 163L117 164V167H118V169H119L120 172L122 171L121 172L122 173L121 174V176H122L121 177V183H122V181L124 182V183L121 184V189H120V187L118 188V189H120L119 192L120 191H123L124 192V189H122V186L124 187L125 182H127V183L130 182V185L128 184L127 185L128 187L126 186L127 189H125V191H127V193H126L127 196H126V194H123V192L121 194L122 195V198H124V199L121 198V195H120L119 192H118L119 194L115 192V191H117V188H115V185L114 184H111L112 187H108L109 186V183H110V181L112 179L111 177H109V180L107 178L105 181H103L102 183L105 182L104 184H102L100 182V179H99L98 180L99 183H97L96 186H91V188L88 187V189H86V187H85V190H84V187L83 188L78 187V188H74V189L71 188L72 190L69 193L68 190H70V188L66 190V185L69 182V180H67V181H66V179L64 180V178H65V177H63L64 174L61 173L62 177L59 174L60 172H58V174H57V171H60V169H59L60 167L57 169V171L55 170L58 167V163L57 164L52 163V167H51V163H49L48 160L50 159V162H52L51 160H55L56 161V159H57V157L59 155V151H60L61 148H62L61 149L62 151H60L61 158H59V160L60 159L62 160L63 157L65 158L66 155H67V153L68 152L70 153V151L72 150L71 146H73L74 142H76V146H77V141ZM257 140H258V142L260 141L259 144L261 145V147H260V145L257 146L258 145ZM56 141L58 143L59 142L60 143H64L66 141H67V143L69 141H74V142H72L73 144L71 146L67 145V143H64V144H66L65 146L62 145V144L60 146V143H59V145L57 143L58 147H57V145H55V149H56V151H55V149H53L54 146L52 147V142L54 144H56ZM102 141H103V145H102V149H101L100 142H102ZM27 142H28V146H27ZM38 142L42 143L41 144L42 146H40L39 145L40 143H38ZM104 142H105V146H104ZM208 142H209V145H208ZM227 142H228V144H227ZM255 142H256V144H255ZM14 143L17 145V147H18V145L20 147H22V145H23L22 149H19V150L17 149V154L16 155H15L16 147H14L15 146ZM44 143L46 144V147L43 145ZM70 143L71 142H69V144ZM158 143H160V145ZM219 143H220L221 146L219 145ZM50 144H51V149H47L48 148L47 145H49V147H50ZM186 144L188 145L187 147H186ZM202 144H203V148H202ZM235 144H237V145H235ZM240 144L242 145L243 150L241 149V145ZM252 144H253V146H252ZM78 145H79V148H82V146L80 147L81 144H78ZM195 145L196 146L198 145L197 146L198 149L192 148ZM8 146H9V150L11 148V151L12 152H13V148H14V152L12 153L11 151H9V154L6 155V152L8 153V151H7V149H8L7 147ZM66 146H68V148H66ZM84 146L86 147V145H84ZM91 146H90V148H91ZM106 146L107 147L110 146L111 148L110 147L106 148ZM199 146H201V147H199ZM204 147L206 148V150H205ZM234 147H236L235 150L236 149H239V150L237 152H235L234 151ZM255 147L257 148V150L255 149ZM57 148L59 149V151L57 150ZM64 148H65V150L67 149L66 150V152H67L66 155L63 154V151H65ZM69 148H71L70 151H69ZM74 148H75V145L73 147L72 152H74ZM97 148H98V144H97ZM166 148H167V150H166ZM186 148L190 152H192L194 154V156H193L192 153L191 154H190V152L188 153V151L186 150ZM199 148H201L202 150L199 149ZM246 148H248V149L246 150ZM45 149H47V150L45 151ZM92 149L90 150V152L92 151ZM191 149H192V151H191ZM203 149L205 150V152H204ZM252 149H253V151H252ZM75 150L76 151L74 153L77 156V161L79 162L80 165L82 164L81 165L82 167L80 168L81 170H84L85 164H86V167L88 166L87 168H85V170L87 172L88 168H90L93 165V163H95V162L98 163L97 161L94 162V158L95 157H93V160H91L93 163L90 162V160H88V164H87V162H85L87 160V157L92 156L91 155L92 153H90V154L89 153H86L85 152V149H84V152L86 153L85 154V159L86 160L84 159V160H81L82 162H80V159L84 158V157H82L84 155L83 150L82 149L80 150L81 153H80V151H78L79 154H81V157L82 158H80V155H77L78 154L77 153V150L78 149L75 148ZM86 150H87V152H89L88 149H87V147H86ZM95 150H96V145H95ZM212 150H213V152H212ZM245 150H246L247 155L245 153ZM52 151H55V152L52 153ZM105 151H103V153H100L101 156L100 155L97 156L96 155V151H95V153H94V151H92V152H93V155L94 156H97L96 157V160L99 157L101 159V161H102L103 158H101V157L102 156L104 157ZM184 151H187V153L186 154L183 153ZM239 151H241V152H243L245 154L243 155V153H239ZM254 151H255V155H254ZM10 152L16 158H13V156L11 158V155L12 154H10ZM45 152H46V155L47 156L45 155ZM39 153L43 154V156L41 154H39ZM49 153H50L51 157L54 156L53 159L50 158ZM55 153H57V157H55V155H56ZM34 154H36V155L34 156ZM62 154H63V156H62ZM88 154H89V156H88ZM128 154H131L132 155V158ZM143 154H144V157H142ZM203 154H204V156H203ZM236 154H237V156H236ZM25 155H26V158L24 159V156ZM40 155H41V158H40ZM238 155L240 157H238ZM4 156H6L8 162L10 160L9 163L6 162V159L4 158ZM8 156H9V160H8ZM109 156H107L108 159H109ZM209 156H210V158H208ZM242 156H243V159H242ZM139 158H138V160H139ZM35 159H37V160L35 161ZM90 159H92V157ZM209 159H210V161H209ZM213 159H214V162H213ZM2 160H4V161H2ZM61 160H60V162L62 163ZM103 160H105V158ZM134 161H132V163L133 164H136L137 161L135 163H134ZM40 162L43 163V164L41 165ZM35 163H36V165H35ZM182 163H184V165H187V170H186V166H184V168L182 169L180 167V165L178 166L179 169H175V168H177L176 165L182 164ZM199 163H200V166H199ZM210 163H211V165H210ZM212 163H213V166H212ZM46 164L48 166V167L46 166L47 168L45 167ZM109 164H112V163L109 162ZM143 164H145V165L147 164L148 165V168L146 166V170L148 169L147 170V174L148 175H146L145 173L143 175V171H146L145 168H143L142 171H141V168H142V165ZM151 164L156 165L155 166L156 168H153L154 170L150 166ZM202 164L204 165V167L202 166ZM205 164H207V165L209 164V166H208L209 167V172H211V170H210L211 167H213V169H215V166H216V169L217 168H221V167H224V168L226 167L227 168L226 169L227 172H226V174H224V178H227L230 181H232V184H230V185H228L226 187H221L222 189L220 188L221 190H219V191H218V186L216 185L217 189L215 187L214 190L216 189L215 191H216V193L217 192L218 193L214 196L215 191H213V189H211V191H210V186L209 185H210L211 181L212 182L214 181L213 178L216 179L218 177L217 176L214 177V175H213L212 176V180L209 179V184L206 186L205 184L208 183V176H209V174H207V172H206L207 169H205V167L207 165L205 166ZM37 165H38V167H37ZM40 165H41V167H40ZM43 165H44L45 170L43 169ZM54 165H55V167H54ZM157 165H158V167L160 166L159 169L161 170V173L163 171V174H161L160 172H158ZM1 166L3 168H1ZM49 166H50V168H53L54 167V169H53V171L55 170L54 173H56L57 176L59 175L58 177L55 176L56 181H55V179L51 181L52 175L50 173H53V172H52V170H50ZM60 166H62V165L60 164ZM133 166L136 167V165H132V167ZM167 166H169L168 167V172H167ZM171 166H172V168H170ZM114 167H115V165H114ZM126 167L127 166H125V169H126ZM161 167H164V168L166 167L164 169L165 171ZM202 167L204 168V174H205L204 176H206V178H203V179H205V182H203L204 185L202 184V181L203 180L201 179L203 177L202 174H201V171H203ZM116 168H114V169L117 171ZM120 168H121V170H120ZM192 168H193V170H192ZM29 169H30L31 172H33L32 174L29 172ZM194 169H196V170H194ZM200 169H201V171H200ZM213 169H212V171H213ZM34 170H35V174H34ZM183 170H184V172H183ZM42 171H43V173H42ZM131 171H132V173L130 174ZM187 171L188 172L191 171V173H190L189 176H192V178L194 177L195 179H197L196 176L197 177L199 176V179H197V181H199L201 179L200 182H197L195 180H194V182H192L191 177L189 178V176H188L189 173L186 175V172ZM196 171L197 172L199 171L198 173L201 174V175H199V174L196 175L197 174ZM28 172H29V176L27 175ZM46 172H47V174L45 175L46 178H43L42 182H41V179L40 180L37 179V181H36V179H33V175H34V178L37 175L41 178V176H40L41 173L43 175ZM86 172H84V175H86ZM140 172L142 173L141 175H140ZM149 172L151 174L150 175L151 176L150 181H149ZM3 173H4V175H3ZM123 173H125V174L128 173L129 176L131 175V177H128V178H131V179L128 180V178H126V176L128 174L125 175L124 176L125 178H124L123 177ZM133 173H134V175H133ZM153 173L154 174L156 173V175H152ZM159 173H160V175H159ZM192 173L195 176L192 175ZM213 173H214V171H213ZM231 173H233V176L234 177L232 176ZM234 173H235V175H234ZM49 174L51 175L50 179H48L49 178L48 177ZM138 174H139V177L141 176V179L142 180L141 179H140L141 181L140 180L139 181L137 180L138 182L136 183V179H138ZM215 174H216V172H215ZM217 174H218V172H217ZM54 175L55 174H53V176ZM142 175L145 177V179H147L146 176H148V183H147L146 180H144V178L142 177ZM158 175H159V178H158ZM211 175H212V173H211ZM211 175H210V178H211ZM219 175H220V173H219ZM229 175L231 176V179H230V176ZM236 175H237V180L239 182H237L235 184V186H237L238 183H239V186H237V187L240 188V186H241L242 190H241V188L239 190L238 188L236 189V187H234L233 180L236 178ZM135 176H136V178H135ZM153 176H155V178H153ZM26 177L27 178L29 177V179H27ZM184 177H185V179H184ZM239 177H240V179H239ZM24 178H26V180ZM57 178L58 179L61 178L62 181H60V183H58ZM105 178H106V176H102L101 181H102V179L104 180ZM9 179H10V181H9ZM11 179H15V181L14 180L12 181ZM18 179L19 180L20 179L21 180L24 179L25 180L24 181V185L22 183L23 181L21 182V180H20L18 182ZM46 179H47V181H45ZM126 179H127V181H126ZM187 179H188V182L189 183L188 184H185V182L187 183V181H186ZM242 179H243V181H242ZM131 180H132V182H131ZM172 180H174L173 183L171 182ZM237 180L235 179V181H237ZM26 181H27V183H26ZM53 181L54 182H57V183L54 185L53 184L54 183ZM106 181H107V185L108 186L106 185ZM112 181H113V179H112ZM112 181H111V183L114 182V181L113 182ZM145 181H146V183H145ZM155 181L158 184H156ZM8 182L9 183L11 182V184H9ZM44 182H45V184H44ZM151 182L154 184V185L152 184V187L150 185ZM216 182H217V179L215 180L214 183H216ZM242 182L244 184H242ZM13 183H14V186L15 187L13 186ZM17 183H18V185L20 187H22V189H23V186H24V189H25V187H26L25 185L28 184L25 192H24V190H23V192H20V191H22L21 188L18 191L20 195H18V192H16V194H17L16 197L21 196V193H24V194H22V196H23V198L25 200L22 198V196L21 197H18L19 200H18V198H15V196H13V195H16L15 194V191L16 190H13V187H14V189H16L17 186H18ZM41 183L43 184V186H45L46 191H45L44 187H43V189L41 187H39V186H41ZM50 183H51V185H50ZM114 183L117 184L116 187H118V183H116V182H114ZM139 183L141 185H138ZM240 183H241V185H240ZM57 184H58V186L61 185V187L60 186H59L60 188L57 187ZM98 184H99V186H98ZM147 184H149V185H147ZM155 184L157 186H155ZM170 184L172 185V187H171ZM212 184L213 183H211V186H212ZM11 185H12V188H11ZM68 185H70V183H68ZM176 185H177V187H176ZM6 186L9 188V190H11V189L13 190V191H11L12 193L10 192L11 195H9L7 193L8 192V188H7V191H6ZM19 186H18V188H19ZM144 186H145V189H144ZM48 187L51 190V194H50V190L48 189ZM150 187H151V189H150ZM109 188H110V190L112 192H113L112 188H115L114 193L116 194V201H115L116 203H117L118 199H122V200H119V202L117 204L114 202L115 203V205H114L115 209L112 208L113 205H112L111 199L112 200H114V199L112 197H110V196H112L113 193L110 191L111 192V194H110ZM41 189H42V191H41ZM52 189H53V192H52ZM58 189H59V191H58ZM80 189H82L84 192H82V190H80ZM138 189H140V191ZM235 189H236L237 192L236 191H233ZM56 190H57V193H55ZM63 190H65V192H63ZM73 190H74V193H73ZM91 190H93V191H91ZM134 190H136V194H135ZM44 191H45L46 196L48 197V199L50 198L49 202H48L47 197H46L47 200L45 199ZM79 191H81L79 193L80 197L78 195V192ZM100 191H102L103 193H100ZM129 191L131 192L130 195H129ZM238 191H239V193H238ZM242 191L243 192L246 191L248 193V196L247 197L251 199L250 203H249V199L247 200V197H246L247 193L245 192L246 193V195H245V193L243 194ZM98 192H99L100 199L105 194V192H106L107 196L110 194V196H109L110 200H109V198L106 195H104L105 198L109 200L108 201L109 203L106 200L105 201L103 200L102 202H103V204L105 203V205H103V206L101 205V207L99 205L100 208L98 207L100 209L99 212H101V210H102V212H101L102 214L100 215V213H99V216L97 215L98 217L97 216L95 217V215L98 214V211L96 212L97 209L96 208H93V207H95V206L97 207V205H98L97 200H96L98 198ZM6 193L9 196H6ZM88 193H91L89 196H91V199L95 200V205L94 206H93V202L90 199L88 200V198H87L88 197V195H87ZM94 193L97 196L96 198H95V196H93L95 199L92 197V195H94ZM240 193H241V196L239 195ZM81 194H84L83 195L84 199L87 198L86 201L82 198V195ZM115 194H114V197H115ZM211 194H212V197H211L212 200L209 198ZM226 194L227 195H230V196L227 197ZM233 194H234L235 198H236V194H237L236 200H235ZM85 195L87 197H85ZM119 195H120V197H119ZM124 195H125V197H124ZM225 195H226V197H223ZM253 195H254V197H253ZM27 196H28V199L30 198L29 200H26L27 198H25V197H27ZM104 196H103V199H104ZM61 197L63 198V201H62V198ZM67 197H68V199H67ZM117 197H118V199H117ZM126 197H127V199H125ZM222 198H223V200H222ZM225 198H227V201H226ZM230 198L232 200H230ZM239 198H241V201H240ZM243 198H244V200L246 199V201H247V203L244 201V204H246V207L248 206V209L246 207H244V206H242V205L239 204V202L241 204H243L242 203V199ZM60 199H61V201H60ZM228 199L231 201V203H230V201H228ZM237 199H239V202H237L238 204L236 203V201H238ZM53 200H54L53 206H54V209H56V211H54L53 206H52ZM123 200L125 202V203L123 202V206H126V208L123 207V206H121ZM207 200H208V207L207 208H209V209L212 208L211 210H209V209L206 208ZM215 200L217 202H219V204ZM252 200H254V201H252ZM45 201H46V203L47 202L48 203L46 204ZM55 201H58V203H59L60 206L58 205V203L55 204ZM89 201L91 203L89 205V208L91 210L88 208V210H90V211H88L87 209L86 210L84 209L85 212H83V210L81 211L80 208L83 209L84 206H85V208L88 207ZM98 201H99V199H98ZM36 202H37L38 205H36L34 207V203L36 204ZM27 203H28V205H27ZM62 203H63V205H62ZM119 203H120V205H119ZM183 203H186V206L187 207ZM235 203L237 204V209L238 210L235 209V207H236V204ZM106 204L109 205V208L108 209L109 210H110V208H111V210L114 209V211H116V214H117V209L116 208H118V206H120L119 207V210L121 209L122 211L125 208V210L123 211L125 215H121V213L123 214V212H121V210H120V216L119 215H116L115 212L112 213L110 211V213L112 215L114 214V215L118 216V219H117V217L112 216L111 214H110L111 217H108V215H109V211L108 210H107L106 215H105L106 208H104V207L107 206ZM110 204L112 206H110ZM197 205H198V207L195 208ZM209 205H211V207ZM45 206L49 209V214H48V211H47L48 209ZM50 206H51V208L53 210H51ZM61 206L63 207L62 209H61ZM160 206H162L163 208L160 207ZM214 206H216V208ZM241 206H242L243 209H245V210H247L249 212V216H248V212H247L246 216L244 217L245 211H243V209L241 210ZM65 207L66 208L67 207L70 208V209H68L69 211L71 209L73 210V208L76 211H78V212L81 211L82 213L79 214L78 212H76L74 210V212H76L75 215L78 214V216L80 215L81 217L79 219L77 217H75V215L73 217H71V219L74 218V220L72 219L73 222L71 224V222L69 220V218H70L69 215L72 216L73 214L71 212H68V211H67L68 212V215L65 212H64L65 213L64 214L63 211H66V209H64ZM102 208H104L105 210L102 209ZM164 208H165V211L163 210ZM92 209H94V210H92ZM13 210H14V212H13ZM29 210H30V212H29ZM181 210H183V211H181ZM5 211H7L6 212L7 213L6 216H8L7 218L4 215ZM27 211H28V213H27ZM42 211H43V214L41 213ZM103 211H104V213H103ZM242 211H243V216L241 215L239 217V215L242 214L241 213ZM21 212H22V215H21ZM92 212H93L94 218L96 219L95 221L99 223V226H98L97 223L95 225V221L92 223L91 219L92 220L94 219L92 217ZM94 212H95V214H94ZM9 213H12L10 215L12 217L11 218L12 221L9 219L10 218ZM17 213L20 214V215L18 216ZM89 213H90V216H89ZM118 213H119V211H118ZM177 213H178V215H177V218L178 219L176 218V214ZM197 213H198V215L200 214L201 220L203 218V220L202 221L200 220V223H199L201 226H202L201 222L203 223V226H202L203 228L201 227L202 228V231H200L199 230V227H198V221L200 219L199 216H198V221L196 223L195 216H197ZM250 213H251V215H250ZM1 214H3V215H1ZM15 214L18 216V218H17V216L13 217ZM50 214H51V216H50ZM204 214H205V216H204ZM46 216H47V218H46ZM105 217H106V219H107V217L109 218V219H107L106 222H105ZM119 217L121 219H119ZM172 217H173L174 220H172ZM193 217H194V220H193ZM16 218H17V220H16ZM87 218H88V220H87ZM103 218H104V222H100V220L103 221ZM112 218H114V220ZM179 218H180V220H179ZM236 218H237L236 221H238V218H239V221L238 222H235V219ZM75 219H76V221H75ZM151 219H152V221H151ZM175 219H176V221H175ZM184 219H186V220L184 221ZM242 219H243V221H242ZM2 220H3V222L5 221V223H2ZM6 220H7V222H6ZM24 220H25V222H24ZM79 220H80V222H78ZM117 220H120V221H117ZM33 221H35V223ZM58 221H59V223H58ZM108 221H109V223H108ZM112 221L113 222L115 221V222L113 223ZM144 221H145V223H144ZM203 221L205 222V224H204ZM245 221H246V223H245ZM32 222L34 223V226H33V223ZM42 222H46L45 225L42 224ZM50 222H51L52 225H49ZM76 222H77V224H76ZM192 222L193 223L195 222L194 223L195 224V227H194V225H193ZM232 222L234 224L233 226L235 227V229H233L234 227L230 228V226L232 225ZM64 223H65V226H63ZM88 223H89V225H90L91 228L89 227ZM101 223L102 224L104 223L103 225H105V223H106V226L109 224L110 227L109 226H107V227L104 226L103 227V225H102V227H103V229H102V227H100L101 226L100 225ZM112 223H113V226H112ZM235 223L236 224L239 223L237 228L235 226ZM13 224H14V226H13ZM46 224H47V226H46ZM54 224H56V225H54ZM91 224H92V226H91ZM177 224L179 226L178 228H176ZM15 225H16V227H15ZM59 225H60V227H59ZM156 225L159 226V227H156ZM8 226H9V228H11V229H9V231H8ZM191 226H192V228H191ZM31 227H32V230H31ZM52 227H54L53 228L54 229V232L51 229ZM72 227H71L70 230H72ZM108 227H109V232L111 231V233H108V237L109 236H112V235L114 236V238H113V236L111 237V240H110V237H109L110 242H112L111 243V247L113 249H110V242L108 243L109 240H108V237H107V233H106V235L104 234L105 231H106V229L108 231ZM193 227L195 229L197 227V232H196V230L193 229ZM15 228H17V229H15ZM69 228H68V230H69ZM98 228H100V230H98ZM43 229H44V231H43ZM27 230H28V232H27ZM51 230H52V233H51ZM102 230L104 232H102ZM145 230L146 231H149L148 233L151 236V238H150L149 235H145L144 237H141V234L144 233ZM198 230H199V232H198ZM98 231L102 234V236L105 237V240H104L105 245H104L103 240H102V237L100 236V234L98 233ZM41 232H42V234H41ZM165 232H168V234L165 233ZM95 233L97 234V236H94ZM158 233H161V234H158ZM162 233H163V235H162ZM30 234H31V239H29ZM98 234H99V236H98ZM177 234H178L179 237H177ZM18 235H19V237H18ZM24 235H25V238H24ZM175 235H176V237H174ZM9 236H11L14 239L13 240L14 242L12 241V238L11 237L9 238ZM188 236H189V238H188ZM196 236H197V238H196ZM202 236L204 238H202ZM205 236L207 238H205ZM95 237L97 238L98 244L96 242ZM104 237H103V239H104ZM173 237H174V239H173ZM182 237H183V241H182ZM192 237H193V239H192ZM35 238L37 240V243L35 242ZM186 238H187V240H186ZM25 239H26V241L24 242ZM179 239H180V241L178 242ZM195 239H197V240H195ZM200 239H201L202 243H201ZM7 240H9V242L11 241L10 244H9V242ZM18 240L20 242H18ZM31 240H32L31 249L28 248L29 249V252H28L27 246H28V244L30 243ZM106 240H108V241H106ZM2 241H3V244H2ZM33 241L35 242V244H34L35 247H34V245L32 246ZM101 241H102V243H100ZM169 241L172 242V243H170ZM206 241L208 242L209 245L207 244ZM247 241H248V243L246 244ZM4 242H5L6 245H8L7 247L4 244ZM22 242L25 243V245H23ZM185 242H186V244H185ZM187 242H188V244H187ZM203 242H204L205 245H203V247H202ZM255 242H256V244H255ZM258 242H259V245L257 244ZM17 243H18V245L20 247L17 245ZM26 243H28V244L26 245ZM38 243H39L40 247L37 245ZM95 243L97 245H95ZM251 243H253L255 245V247H253V248H256V249H254V251L257 250V247H258L259 250L262 247L261 248L262 251L260 250L261 253H259V250L256 253L253 252V249H252V245L253 244L251 245ZM100 244H102V245L100 246ZM147 244H149V246ZM168 244H169V246H168ZM170 244H171V246H170ZM172 244H173V246H172ZM200 245H201V247H200ZM212 245L214 246V249L215 250L212 249V247H213ZM13 246H14V248L16 250L13 249ZM97 246L98 247L100 246V247L97 248ZM102 246L105 247V248H103ZM107 246H108L109 249L107 248ZM204 246H205V248H204ZM74 247H75V249H74ZM80 247H82V248H80ZM101 247H102L103 250H101ZM191 247H193V248H191ZM207 247L211 248V251ZM34 248L35 249L37 248L36 254H34V252H35L33 250ZM159 248H161V249H159ZM2 249L7 250V252L4 251V250H2ZM12 249L14 251H12ZM177 249L180 251V253H179V251ZM192 249H194V250H192ZM120 250H121V253L122 254L120 253L121 255L119 256ZM128 250H129V253H128ZM190 250H192V251H190ZM40 251H41V253H40ZM108 251L111 253V254L109 253V257L107 256ZM113 251L116 254V256L114 255ZM176 251H177V254H178L177 256L178 257L175 256ZM32 252H33V254H32ZM42 252L44 253V255L42 254ZM159 252L160 253L162 252L163 254L162 253L161 254H158ZM183 252H184V254H182V257H181L180 255ZM28 253H30V254L28 255ZM90 253H91V256H90ZM104 253H105V255H104ZM9 254H11V255H9ZM37 254H38V256H37ZM125 254H126V256H128V259H127V257H125ZM130 254H131V257H130ZM185 254L188 255L187 256L188 257L187 258L188 261L186 260V255ZM191 254H192V256H191ZM4 255H5V257H4ZM8 255H9V257H8ZM30 255H31V259H33V261L28 260V258L30 259ZM85 255H86V257H85ZM110 255L111 256L112 255L115 256V258H113V257L112 258H113V260L115 259L114 261H116V263L113 260H110L111 259V256ZM68 256H69V254L65 255L63 260H62L61 257H60V260L57 259L56 260L57 264H62V262L65 261V258L66 257H67V260L66 261L69 262V257ZM71 256H72V258H71ZM82 256H83V258H82ZM92 256H93V259H92ZM123 256H124V259H123ZM172 256H173V258H172ZM190 256H191V258H190ZM252 256H255V257L257 256L256 260H255V257H252ZM32 257H34V258H32ZM87 257H88V260H87ZM168 257H169L170 261H169ZM251 257L253 258V260H252ZM108 258H109V260H108ZM116 258H118V259L116 260ZM51 259H52V261H50ZM84 259H85V262H84ZM125 259L127 260V262L125 261ZM241 259H244V260L240 262ZM86 260L88 262L90 260V262L88 263V262H86ZM104 260L106 261V263L104 262ZM192 260H194V261H192ZM245 260H247V262ZM4 261H5V263H4ZM29 261H30V263H29ZM35 261H37V263ZM137 261L135 260L134 261V264H136ZM23 262H22V264L25 263V262L24 263ZM50 262H52V263H50ZM56 262H55V264H56ZM64 264H65V262H64Z\"/></svg>","mask_w":264,"mask_h":264},{"label":"bare ground","instance_id":"obj_2","mask_svg":"<svg viewBox=\"0 0 264 264\" xmlns=\"http://www.w3.org/2000/svg\"><path fill=\"white\" fill-rule=\"evenodd\" d=\"M16 1H18V0H16ZM16 1L13 0L14 4H15ZM21 1H22V0H21ZM28 1H29V0H28ZM28 1H27L26 3H29ZM37 1H38V0L35 1V5H36V2H37ZM46 1H48V0H45V1H43V2L46 3ZM63 1H65V0H63ZM70 1H73V0H70ZM75 1H76V0H75ZM78 1H79V0H78ZM112 1H115V0H112ZM112 1H111V3H112ZM126 1H127V0H126ZM146 1H148V0H146ZM160 1H161L162 3H164L162 0H160ZM160 1H159V4L161 3ZM164 1L166 2V0H164ZM168 1H169V0H168ZM211 1H213V0H211ZM245 1H246V0H245ZM247 1H248V3H249V0H247ZM7 2L9 3V2H11V0H10V1H7ZM24 2H25V1L23 0L22 3H24ZM38 2L40 3L41 0H39ZM50 2H51V1H50ZM65 2L67 3L68 1L66 0ZM85 2L88 3L89 0H88V1H85ZM119 2L121 3V1H119ZM119 2H117V3H119ZM127 2H128V1H127ZM242 2H243V4H245L244 1H240V4H241ZM258 2H259V1H258ZM263 2H264V1H263ZM1 3H3L2 0H1ZM4 3H5V2H4ZM4 3H3V4H4ZM31 3L34 4V1H33V2L31 1L29 4H27L28 7H25V6H24V9H27V10H26L27 13H28V11H30V10H28V8H31V6H29V5H32ZM39 3H38V4H39ZM111 3H110V4H111ZM114 3H115V2H113V6H114ZM166 3H167V2H166ZM180 3H181V2H180ZM194 3H195V2H194ZM208 3H209V2H208ZM211 3H212V2H210L209 5H211ZM234 3H235V2H234ZM237 3L239 4V2H236V4H237ZM251 3H252V1H250L249 4L252 5ZM253 3H254V0H253ZM255 3H257V2H255ZM10 4H12V3H10ZM46 4H47V3H46ZM73 4H74V3H73ZM84 4H85V3H84ZM115 4H116V3H115ZM124 4H125V3H123L122 5H124ZM155 4H157V3L155 2ZM186 4H187V3H186ZM201 4H202V3H201ZM203 4H204V3H203ZM212 4H213V3H212ZM222 4H223V3H222ZM230 4H231V3H230ZM236 4H233V5H236ZM260 4H261V3H260ZM262 4H263V3H262ZM19 5H20V7H21V5H22L21 2H19ZM19 5H18V6H19ZM24 5H25V4H24ZM35 5H34V7H35ZM47 5H48V4H47ZM67 5H68V4H67ZM75 5H76V4H75ZM108 5H109V4H108ZM116 5H117V4H116ZM209 5H208V6H209ZM245 5H246V4H245ZM257 5H258V4H257ZM4 6H5V5H4ZM8 6H9V5H8ZM39 6H40V8L42 7V6H41V3H40ZM44 6H45V7L41 8V10H42V9L44 10V8L47 7L46 5H44ZM70 6H72V5H70ZM124 6H125V5H124ZM155 6H156V5H155ZM160 6H163V4L160 5ZM164 6H165V5H164ZM164 6H163V7H164ZM203 6H204V5H202V7H203ZM205 6H206V5H205ZM224 6L226 7V4H225ZM247 6H249V5L247 4ZM2 7H3V6H2V4H1L0 8L2 9ZM34 7H33V8H34ZM68 7H69V5H68ZM110 7H111V6H110ZM127 7H130V6L128 5ZM146 7H147V6H146ZM157 7H158V6H157ZM194 7H195V6H194ZM215 7H217V6H215ZM253 7H254V5H253ZM260 7H262V6H260ZM4 8H5V7H4ZM13 8H15V6H14ZM40 8H38V6H37L36 9L38 10V9H40ZM47 8H48V7H47ZM66 8H67V6H66ZM73 8H74V12H75L77 8H76V9H75V7H73ZM73 8L70 7V9H72V10H73ZM78 8H80V7H78ZM82 8H83V7H82ZM94 8H95V7H94ZM125 8H126V7H125ZM125 8H124V9H125ZM192 8H193V7H192ZM204 8H205V7H204ZM221 8H222V7H221ZM223 8H224V7H223ZM229 8H231V7H229ZM229 8H228V9H229ZM234 8H235V7H234ZM234 8H233V9H234ZM236 8H240V7H238V5H237ZM250 8L253 9L252 7L249 6L248 9L250 10ZM1 9H0V13L3 12V9H2V11H1ZM10 9L12 10V7L9 8V10H10ZM18 9H20V8H18ZM18 9L15 8V10L12 11V12H11V10H10V11L8 10V11H9V14H8V12H7V13L4 14V15H9V16H10V15H13V12H14V14H15V13H16V10H18ZM36 9L34 8L33 11H35ZM67 9H68V8H67ZM80 9H81V8H80ZM80 9H78V10H80ZM90 9H92V8H90ZM96 9H97V8H96ZM139 9H140V8H139ZM145 9H146V8H145ZM153 9H154V8H153ZM193 9H194V8H193ZM201 9H202V8H201ZM211 9H213V8H211ZM218 9H219V8H217V10H218ZM226 9H227V8H226ZM246 9H247V7H246ZM254 9H256L257 11L259 10V9H258V6H256V8H254ZM260 9H261V8H260ZM41 10H40V11H41ZM45 10H46V12H47V9H45ZM45 10H44V11H45ZM81 10H82V9H81ZM83 10H85V9H83ZM117 10H118V9H117ZM125 10H127V9H125ZM196 10H197V9H196ZM196 10H195V11H190V12H188V13L186 14V16H185V15L183 16V18H185V19H193V20H194V18L197 17V14H198V10H197V11H196ZM203 10H205V9H203ZM217 10H216V12H217ZM231 10H232V9H231ZM256 10H254V12H256ZM261 10H262V9H261ZM18 11H19V10H18ZM18 11H17V12H18ZM22 11H23V10H22ZM22 11H19V12H22ZM24 11H25V10H24ZM31 11H32V10H31ZM40 11H39V13H40ZM48 11H49V10H48ZM67 11H68V10H67ZM85 11H86V10H85ZM89 11H90V10H89ZM89 11H87L88 14H86V15H88V16H90L89 13L91 12V11H90V12H89ZM149 11L151 12L150 9H149ZM205 11H207L208 13H209V11L211 12V10H209V11H208V10H205ZM96 12H97V11H96ZM119 12H120V11H119ZM150 12H149V13H150ZM184 12H185V11H184ZM199 12L203 13V11H200V9H199ZM214 12H215V11H214ZM216 12H215V13H216ZM258 12H259V11H258ZM261 12H262V11H261ZM261 12H260V13H261ZM10 13H12V14H10ZM23 13H24V12H23ZM41 13H42V12H41ZM43 13H44V12H43ZM43 13H42L43 16H44V15H47V13H46V14H43ZM64 13L67 14V12H64ZM72 13H73V12H72ZM83 13H84V12L82 11V14H83ZM138 13H139V11H138ZM145 13H146V12H145ZM179 13H180V12H179ZM181 13H182V12H181ZM218 13H219V10H218ZM235 13H236V12H235ZM237 13L240 14L239 11H238ZM263 13H264V12H263ZM19 14H20V13H18V14L16 13V15H19ZM25 14H26V13H25ZM66 14H65V15H66ZM84 14H85V13H84ZM84 14H83V16H84ZM90 14H91V13H90ZM97 14H98V13H97ZM141 14H142V12H141ZM175 14H176V13H175ZM224 14H225V12H224ZM231 14H232V13H231ZM242 14H243V13H242ZM249 14H251V13H249ZM257 14H258V13H257ZM21 15H22V14H21ZM26 15H27V14H26ZM40 15H41V14H40ZM68 15H69V13H68ZM76 15H77L76 13H75V16H74V14H73V15H70V17H71V19H72L73 22H74V19L77 20V19H76ZM78 15H79V14H78ZM80 15H81V14H80ZM80 15H79V18H81ZM86 15H85V16H86ZM120 15H121V14H120ZM142 15H143V14H142ZM198 15H199V14H198ZM218 15H219V14H218ZM233 15H234V14H233ZM235 15H237V14H235ZM251 15H252V14H251ZM253 15H254V14H253ZM38 16H39V15H38ZM72 16H74L75 18H73ZM91 16H92V15H91ZM181 16H182V15H181ZM181 16H180V17H181ZM242 16H243V15H242ZM245 16H247V15H245ZM2 17H3V16H2ZM7 17H8V16H7ZM7 17H6V18H7ZM137 17H138V16H137ZM141 17H142V16H141ZM177 17H178V16H177ZM198 17H199V16H198ZM219 17H221V16H219ZM233 17H234V16H233ZM235 17H237V16H235ZM249 17H251V16H249ZM249 17H247L246 19H249ZM253 17H254V16H253ZM35 18H36V17H35ZM35 18H34V19H31V20L34 21ZM39 18H40V16H39ZM77 18H78V16H77ZM86 18H87V20H89L88 17H86ZM143 18H144V16H143ZM175 18H176V17H175ZM201 18H202V17H201ZM230 18H231V17H230ZM239 18H241V17H239ZM243 18H244V17H243ZM251 18H252V17H251ZM256 18H258V16H257ZM27 19H29V18H27ZM41 19H42V18H41ZM90 19H92V18L90 17ZM131 19H132V18H131ZM131 19H130V20H131ZM144 19H146V18H144ZM208 19H209V18H208ZM215 19H216V18H215ZM233 19H234V18H233ZM82 20H83V19H82ZM146 20H147V19H146ZM175 20L177 21L178 19H175ZM175 20H174V21H175ZM213 20H214V19H213ZM222 20H224V18H223ZM236 20H237V19H236ZM236 20H235V21H236ZM241 20H242V19H241ZM27 21H28V20H27ZM29 21H30V20H29ZM40 21H41V20H40ZM47 21H48V20H47ZM178 21H179V20H178ZM180 21H181V20H180ZM182 21H183V20H182ZM187 21H188V20H187ZM187 21H186V22H187ZM211 21H212V20H211ZM220 21H221V20H220ZM220 21H219V22H220ZM233 21H234V20H233ZM233 21H232V22H233ZM239 21H240V20H239ZM244 21H245V19H244ZM44 22H46V21H44ZM87 22H89V21H87ZM87 22H85V23H87ZM119 22H120V21H119ZM133 22H134V21H133ZM188 22H189V21H188ZM202 22H203V21H202ZM228 22H229V21H228ZM232 22H231V24H232ZM246 22H247V21H246ZM35 23H36V22H35ZM49 23H50V22H49ZM68 23H69V22H68ZM70 23H72V22H70ZM70 23H69V24H70ZM74 23H75V22H74ZM175 23H176V22H175ZM182 23H183V22H182ZM184 23H185V21H184ZM193 23H194V22H193ZM200 23H201V22H200ZM217 23H218V22H217ZM221 23H223V22H221ZM46 24H47V23H46ZM51 24H52V22H51ZM81 24H82V23H81ZM180 24H181V23H180ZM215 24H216V23H215ZM227 24H228V23H227ZM235 24H236V23H235ZM36 25H37V24H36ZM36 25H35V27H36ZM48 25H49V24H48ZM48 25H47V27H48ZM71 25H72V24H71ZM82 25H83V24H82ZM103 25H104V24H103ZM148 25H149V24H148ZM171 25H172V24H171ZM176 25H177V24H176ZM185 25H186V24H185ZM193 25H194V24H193ZM202 25H203V23H202ZM202 25H200V26H202ZM218 25H219V24H218ZM253 25H254V24H253ZM0 26H1V25H0ZM33 26H34V24H33ZM38 26H40V25H38ZM42 26H43V24H42ZM45 26H46V25H45ZM137 26H138V25H137ZM151 26H152V25H150V27H149L150 30H149L148 33H150V34H154V35H153L154 38H153L152 36H150V34H149V36H148V34H146V32H147L146 30H148V26L145 27V28H147L146 30H145V29H142V30H145V31H146V32L144 31L145 33H143V32L140 31L141 34L143 33L145 36L147 35V37H146L147 39L145 38L147 41L145 42V40H144V35H143V36L141 35V37L138 36V37L141 38V40H142V42H141V40H139V41H140L139 43H140L141 45H142V43H144V44L146 43L147 45L145 44L144 46H143V45L141 46L139 43H138V45L136 44L137 41H138V37H137L136 35H139V34H135L134 37H137V39L135 38V40H134V37L132 36V34L134 35V33H131V32H130L131 30L133 31V28L130 27V26H128V27H130L131 30H129V29L126 27L127 30H125V31L127 32V31L129 30L128 34L131 33L129 36H130V37H133V39H132V38H129L128 36H126L125 31H123L124 34H125V36L128 38V40H123V37H125V36H124V34H123V37H122V33H121V35H119L120 32H122V31H119V34H118V32H117V34L120 36V38L118 37V40H120V42H119V41H117V42H119V44H120L121 47L119 46L118 43H116V41H114L116 44H114V42H112V43H113V44H112L113 49H112V47H111L110 44L108 43V45H109V47H110L111 54H112V50H113L112 57H114V54L116 53V51L114 52L115 48H116V50H117V53L119 52V54H120V53H121V49L123 50V48H124V46H125V48H124V50H123V51H124V52H123V53H124V56H123L122 53H121L120 55H119V54H115V56H117V60H116V57H115V59L113 58V60H114L115 62H114L112 59H111V60L109 59V61H110L111 63H112V62H113L114 64L116 63V65H117V63L122 62V60L124 59L123 62H122V64H119V66H120V68H121V66L123 67V73H124L123 75H124V78H125V79H127V77H128V73L126 74L127 71H125L126 69H124V64H125L124 61L126 62V59H127V58H125V56L128 57L129 59H131V62H130V63H133V62L135 63V67H136V65H137V69H138V65L140 66V64H136V61H138V60H139V61L141 60L143 63H144V60H145V62H146L145 64H146V66H147L148 68H151V69L153 68V69H155V68H154V65H152V63H151L152 61H150V60L148 59V57H145V56H147L145 53H148V52H149L150 54H152V60L154 59V62H156V63H155L156 68H159V65H157V64H158V63H157V60H158V61L160 60V61H159V62H160V66H161L163 63H166V61L164 62V61L159 57L160 55L163 56L164 54H165V57H163V59L166 58V56L168 55L166 60H168L167 63L170 62V65H172L173 60H174V63H176V64H178V63L181 64V63H180L181 60H179V57H180L179 54H180V53H177L178 55L176 54V56H174V55H173V52H172V55H171V54H170L171 51H172L171 47H172L173 49L177 48V49H179V51H180V49H181V52H183V50H184V52H183L182 54L185 55L186 53L188 54V52H187L188 50H191V52H193V51H192L193 48H194L193 50H196V49L198 48L199 51H200V50H201V47H203V45L207 44V43H205V40H204V42L202 41L203 39H202V40L200 39L201 42H200V41L198 42L197 40H195L196 43H198V44H197V48L195 49V47H196L195 42H194L192 39H190L189 36H188V38L191 40V41L189 40V43H191V42L193 41V42L191 43L192 45L189 44V46H190V45L193 46L192 48H190L191 46L189 47V49H188V46H181L182 48H183V47H187V50H186V52H185V49L182 50V48H180V44H179V47H177L178 44H176V43L173 44L172 41H171L170 43L168 42V44L165 45V46H166V47H169V44H171V43L173 44V46L170 45V46H171L170 49H167V51H166V47L163 46V45H164L163 43H167V41H164V40H167V38L173 37V35L170 33V37H169V36H168V35H169V34H168L169 32H166V31H165V32L167 33V36H168V37L166 36V37H167V38H166V37H165V33H163V29H162V30H161L162 32H160V33H162V35L164 34V36H163V41L160 40V37H162V35L160 36V35H158V34H157V35H158L157 38L159 37V40H160V41H159V40L157 41V38H156V40H155L157 43H158V42H159V43L162 42V43H161L162 45L160 46V45L157 44L156 42H155V44H156V47L158 46V47H161V48H162V46H163V47H165V49H162L161 51H159L158 49H156L155 44H154V41H153V40L155 39V36H156L155 34H156V33H153L154 31H151L152 28H153V30L156 29V28H154V26H153V27H151ZM157 26H158V25H157ZM157 26H155V27H157ZM198 26H199V25H198ZM211 26H212V25H211ZM214 26H216V25H214ZM214 26H212V27L214 28ZM1 27H3V26H1ZM1 27H0V28H1ZM6 27H7V26H6ZM43 27H44V26H43ZM51 27H52V26H51ZM56 27H57V26H56ZM77 27H79V23L77 24ZM133 27H134V26H133ZM159 27H160V26H159ZM181 27H182V26H181ZM4 28H5V27H4ZM48 28H49V27H48ZM136 28H137V27H135L134 30H136ZM139 28H140V27H138L136 31H138ZM195 28H196V27H195ZM203 28H204V26H203ZM210 28H211V27H210ZM213 28H212V29H213ZM40 29H41V28H40ZM191 29H192V28H191ZM197 29H199V28H197ZM208 29H209V28H208ZM2 30H4V29H2ZM6 30H7V29H5V34H6V35H7V33H11V34H8V35H7L8 38H7L5 34L2 36V35H1L2 33H0V37L3 38V39H0V40L2 41V42L0 43V45L3 44V45L0 46V50L6 52L7 49L5 48L6 50H4V47H5V45L8 44V42H9L10 44H13V43L15 42L16 44H15V43H14V44L16 45V47H19L18 49H15V46H14V44H13V46H14V49H13V46H12V45H11V47L9 46L10 44L7 45V48L10 47V52H11V55H9V60H11V62H9V66L6 64V65H7V68H5V69L7 70V72H8L9 69L11 70L10 72H12V71L15 72V71H16V74H17V72H18V74H19L20 77H22V78H23V75H22V74H24L25 71H26V73L29 72V74H30L31 72H33L32 70H31V72L29 71L30 69H28V64H27V63L24 64V65H26V66H25L26 69H25V68H24V65H22L21 61H20V63L17 62V61L21 60L22 57H23V61H24V62H28V61L30 62V59H31V56H32V55H33V56H32V59H33V63H34V65H35V68L33 67V63H32V66H31L30 68H31V69L34 68V70H37V73H39V72H40V73L43 72V69H44V68L46 69V67H49V68L51 69V67H52L53 65H55V66H56V65H57V66L59 65V69L61 68V66H60V62H58V60H60V59L62 60V58H61L62 56L60 57V59H58V58L55 56V53H56L55 51H56V50H59V48L56 49V48L58 47V45L60 44L59 42H62V44H65V47H67V44L64 43V42H65L66 40H68V39L64 40V39H65V37H64L63 39H61V40L59 41L61 34H60L59 38H58L57 36H54V35H53L54 37H56V38L58 39V40H57V43H59V44H57V43L55 44V43H53V41L56 42V39H54L53 41H50V38H51L50 34H51V33L48 34V32H47V34L49 35V37H46V36H45V38H44V36H42V38H44V39H39V38H38V34H40L41 32H40V33H39L38 31H37V33L35 32L36 34L34 33V34H35V36H34V34L31 33L30 31H28V33H27V30H17V31H18L17 34L19 35V37H22V38H20V40H18L19 37H17V36L15 37V35H17V34L14 35V33H13L12 30H11L10 32H9V31L7 32ZM9 30H10V29H9ZM100 30H101V29H100ZM117 30H118V29H117ZM119 30H120V29H119ZM159 30H160V29H158V32H159ZM188 30H189V29H188ZM199 30H200V29H199ZM199 30H198V31H199ZM0 31H1V30H0ZM17 31H16V32H17ZM22 31H23V32L25 31V32L22 33ZM94 31H95V30H94ZM97 31H98V30H97ZM106 31H107V30H106ZM106 31H104V33H105ZM114 31H116V30H114ZM191 31H192V30H191ZM224 31H225V30H224ZM2 32H3V31H2ZM14 32H15V31H14ZM16 32H15V33H16ZM20 32L22 33L21 36H20ZM29 32H30L33 36H32V35H29ZM95 32H96V31H95ZM98 32H100V31H98ZM109 32H111V31L109 30ZM112 32H113V31H112ZM134 32H135V31H134ZM138 32H139V31H138ZM140 32H139V33H140ZM156 32H157V30H156ZM185 32H186V31H185ZM188 32H189V31H188ZM231 32H232V31H231ZM3 33H4V32H3ZM12 33H13L14 37H13ZM93 33H94V32H93ZM106 33H108V32H106ZM106 33H105V34H106ZM217 33H218V32H217ZM219 33H220V32H219ZM221 33H222V31H221ZM236 33H237V32H236ZM23 34H24L25 37L23 36ZM25 34H26V35H25ZM27 34H28V35H27ZM89 34H90V33H89ZM97 34H98V33H97ZM9 35L12 36V38H11ZM41 35H43V34H41ZM45 35H46V34H45ZM48 35H47V36H48ZM57 35H58V34H57ZM84 35H85V34H84ZM92 35H93V34H92ZM110 35H111V33H110ZM114 35H115V33H114L113 35H111V37L114 36ZM118 35H116V36H118ZM214 35H215V34H214ZM220 35H221V34H220ZM226 35H227V34H226ZM31 36L33 37V39L31 38ZM90 36H91V35H90ZM96 36H97V35H96ZM98 36H99V34H98ZM201 36H202V34H201ZM208 36H209V35H208ZM208 36H207V38H208ZM248 36H249V35H248ZM27 37H29V38L26 39ZM39 37H40V35H39ZM54 37H53V38H54ZM106 37H107V35H106ZM109 37H110V36H109V34H108V38H107V40H108V42L111 43V41H109ZM111 37H110V39H111ZM149 37H152V38H150L152 42L149 40ZM164 37H165V39H164ZM175 37H176V36L174 35V38H175ZM194 37H195V36H194ZM194 37H193V38H194ZM199 37H200V36H198V37L196 36V39L199 38ZM204 37H206V36L204 35L202 38H204ZM210 37L213 38L211 35H210ZM219 37H220V36H219ZM232 37H233V36H232ZM245 37H247V36H245ZM251 37H252V36H251ZM9 38H11V39L14 38V39H13V43L11 42V40H9ZM30 38H31V40H30ZM36 38H38V39H37L38 41L36 40ZM40 38H41V37H40ZM47 38H49V40H48L49 43H50V44L52 43L53 45H50L49 43L47 44V42H46ZM100 38H101V36H100ZM100 38H99V39H100ZM174 38H173V39H174ZM176 38H179V41L182 40V37H176ZM183 38H184V37H183ZM200 38H201V37H200ZM207 38H206V39H207ZM214 38H215V40H216V37H214ZM223 38H224V37H223ZM225 38H227V37H225ZM229 38H230V37H229ZM252 38H253V37H252ZM252 38H251V41L253 42V44H252V43H251V44L254 45L255 47H258L257 45L259 44V41L261 40L260 45H259L260 48L258 47V49H256L257 52H256L255 48H253L255 52L252 50V47H253V46H250V43H249V42H251V41H249V40H250L249 38H248L249 40L247 39L249 42L246 41L248 44L245 43V41H244V40H246V38H245V39H242V38H241V39L243 40V42H244V45H242L241 40L239 39V40H240L239 43L241 44V46L239 45L238 42H236L237 44L235 43V41H238V35H237V39H236L235 41H234V40L232 41V42L234 43L233 45H230L228 42H226V43H228V44H229L230 46H232V47H234V45H235V47H236V46H237V47L239 46V47H240L239 49H241V47H243V46L246 47V48H248V47L250 46V47H249V48H250L249 51H251V50L253 51V52L247 54L246 57H245L244 59H243V57H242V59L244 60V62H243V60H242V62H243V64L245 63L244 66H245V69H246V74H247V75L250 74V78H251V79L249 78V80H252V79H253V80H252V81H253V87H254V88L257 90V92L259 93V94H257V92L254 93L253 91H251V92L253 93L252 96H250L248 93H245V95L247 94V97H248L249 99H251V97H253V96H254L253 98H255V95H257L256 97H259V96H260V93H261V95L264 93V55H263V54H264V51H263V52L261 51L262 47H263V50H264V45H263V44H264V40H263L264 38H263V39H260V38L258 39V37H257V38H256V41H258V42H254V41H255V37H254V39H253L254 41L252 40ZM4 39H7L8 41H7V40L3 41ZM16 39H17V41H16ZM23 39H26L27 42H25L26 40H24V41L22 42V44H21L20 41L23 40ZM83 39H84V38H83ZM87 39H88V38H87ZM105 39H106V38H105ZM105 39L102 38V40H104V42L102 41L103 43H106V42H105ZM113 39L115 40V37H114ZM121 39H122V40H121ZM124 39H125V38H124ZM130 39L133 41V43H135V42H136V43L132 45V42H131ZM161 39H162V38H161ZM186 39H187V38H186ZM204 39H205V38H204ZM234 39H235V37H234ZM14 40H15V41H14ZM28 40H29V41H28ZM32 40H33V42H32ZM51 40H52V39H51ZM62 40H63V41H62ZM79 40H80V39H79ZM107 40H106V41H107ZM111 40H112V39H111ZM129 40H130V44H125V43H124L123 46L121 45V44H123V43H121V41H122V42L124 41V42L129 43ZM143 40H144V41H143ZM148 40H149V41H148ZM168 40H169V39H168ZM174 40H175V39H174ZM198 40H199V39H198ZM212 40H213L214 44H217V43H216L217 40L221 42V43H218V45H219V44H222V41H221V39H218V36H217V40H216V41H214V39H212ZM212 40H211V41H212ZM225 40H228V39H225ZM225 40H224V41H225ZM231 40H232V39H231ZM30 41H31V42H30ZM35 41H36V42H35ZM41 41H43V42H41ZM69 41H70V39H69ZM81 41H82V39H81ZM89 41H90V40H89ZM99 41H100V40H99ZM99 41H98V43H99ZM112 41H113V40H112ZM176 41L178 42V39H176ZM185 41H186V40H184V41L182 40L183 43H184ZM187 41H188V39H187ZM187 41H186V42H187ZM218 41H217V42H218ZM224 41H223V42H224ZM262 41H263V44H261ZM3 42H6V43H3ZM24 42H25V43H24ZM37 42H38V43H37ZM45 42H46V43H45ZM66 42H67V41H66ZM71 42H72V41H71ZM74 42H75V41H74ZM74 42H73V43H74ZM76 42H77V40H76ZM90 42H91V41H90ZM148 42L151 43V44L148 45V44H149ZM202 42H203V43H202ZM207 42H208V40H207ZM213 42H212V43H213ZM230 42H231V41H230ZM232 42H231V44H232ZM19 43L21 44L22 47L24 46V49H23L20 45H17V44H19ZM29 43H30V44L33 43V44L29 45ZM41 43L44 44V45L41 46V45H42ZM79 43H80V42H79ZM88 43H89V42H88ZM91 43H92V42H91ZM93 43H96V42H93ZM98 43H97V44H98ZM180 43H181V42H180ZM193 43H194V44H193ZM200 43H202L203 45L201 46ZM255 43H257V44H255ZM4 44H5V45H4ZM24 44H25V45H24ZM36 44H38V48H37ZM40 44H41V45H40ZM45 44H47V45H45ZM62 44L59 45L60 48H62V46H63ZM69 44H70V43L68 42V45H69ZM117 44H118V47L116 46ZM209 44H211V43H210V38H209ZM27 45H29V46L27 47ZM32 45H33V46L35 45L34 47H36V48H34ZM39 45H40V46H39ZM48 45H49V46H52V47H55V45H56V48H55L56 50L54 49V50H55V51H54V50H52V48H51V50H50V49L48 50V48H47V47H49ZM61 45H62V46H61ZM100 45H101V44H100ZM103 45H105V44H103ZM108 45L106 44V48H107ZM126 45H128V46H127L128 48H126ZM152 45H153V46H152ZM175 45H176V47H175ZM187 45H188V44H187ZM194 45H195V46H194ZM198 45H200L201 47L199 48ZM212 45H213V44H212ZM218 45H217V46H218ZM229 45H227V46L229 47ZM247 45H249V46H247ZM262 45H263V46H262ZM31 46H32V54H31L30 52H28V51L25 50V49H28L29 51H31ZM70 46H72V45H70ZM77 46H79V44H77ZM98 46H99V45H98ZM98 46H97V45H96V46L94 45V46H92V49H93V47H97V48H98ZM129 46H130V47H129ZM134 46H141V47H136V48H135ZM150 46H152V49L149 48ZM209 46H211V45H209ZM217 46L214 45L215 49H216ZM222 46H223V44L220 45V47H222ZM227 46L225 45V47H227ZM2 47H3V50H2ZM25 47H27V48H25ZM41 47H42V48H43V47H46V49L44 50V52H43V50L41 49ZM81 47H82V46H81ZM89 47H90V46H89ZM100 47L102 48V45H101ZM100 47H99V48H100ZM114 47H115V48H114ZM122 47H123V48H122ZM133 47H134V48H133ZM142 47L144 48V50H143ZM146 47H148V48H146ZM154 47H155L156 51L153 50ZM205 47H207V45H206ZM225 47H224V49L222 48L221 51L223 50V52H224V50H225L226 53H231V52H230V49L227 47V48H228V51H229V52H228V51H227V48L225 49ZM232 47H230V48H232ZM235 47H234V48H235ZM244 47H243L242 49H244ZM20 48H21V49H20ZM39 48H40V49H39ZM72 48H74V46H72ZM77 48H78V49H77ZM119 48H120V50L118 51ZM129 48H130V49H129ZM137 48H138V50H137ZM218 48H219V47H217V49H218ZM234 48H232V50H234ZM12 49H13V50H12ZM19 49H20L21 55H20ZM34 49H35V51H34ZM38 49H39V52L37 53V50H38ZM43 49H44V48H43ZM76 49L79 50V47H76ZM84 49H85V46H84ZM84 49H83V50H84ZM90 49H91V47H90ZM94 49H95V48H94ZM104 49H105V47H104ZM104 49L102 48L103 51H104ZM111 49H112V50H111ZM131 49H132V51H131ZM133 49H134V51H136V53L133 51ZM139 49H140V50H139ZM141 49H142V51H141ZM146 49H147V51L145 52ZM148 49H149V50H148ZM208 49H209V48H208ZM210 49L213 50L212 47H211ZM210 49H209V50H210ZM239 49H238V50H239ZM259 49H260V50H259ZM17 50H18V52H19V55L17 54ZM69 50H70V48H69ZM69 50H68V51H69ZM80 50H81V49H80ZM95 50H96V49H95ZM95 50H93V51L91 50V51H92V54L95 52ZM98 50H99V49H98ZM129 50H130V52H131V55L128 53ZM157 50H158V51H157ZM163 50H164V54H163ZM169 50H170V51H169ZM204 50H206V49L203 47V51H204ZM232 50H231V51H232ZM258 50H259V52H258ZM1 51H0V57L3 55V53L1 54ZM13 51H14V53L12 54ZM25 51H26V52H25ZM33 51L35 52L34 54H33ZM46 51H48V54H50L52 51H54V52H53V53H54V57H52V61H51V59L49 58V56L51 57V56H52V53H51L50 55H47L49 59L45 56L46 58H45L44 61L46 62V64L50 61V64H49V66H47V65L45 64V62H44V64H43V68H42V67H41V63H42V61H43V58H44V55H45ZM50 51H51V52H50ZM61 51H62V49H61ZM68 51H67V54H68ZM70 51H71V50H70ZM72 51H73V49H72ZM74 51H75V49H74ZM74 51H73V52H74ZM91 51H89V49H88L87 52L90 53ZM107 51H109V50L107 49ZM139 51H141V52H139ZM153 51H154V52H153ZM165 51H166V52H165ZM199 51H198V52H199ZM207 51H208V50H207ZM214 51H215V50H214ZM214 51H213V52H214ZM244 51H245L244 54H246V50H244ZM7 52H9V51L7 50ZM15 52H16V54H17L18 57L16 56ZM23 52L25 53V55H24ZM27 52H28V53H27ZM49 52H50V53H49ZM59 52H60V50H59L58 53H56V54H58V55H62V53L59 54ZM73 52H72V54H73ZM76 52H77V51H76ZM100 52H101V50H100ZM125 52H126V54H125ZM132 52H133V54H132ZM144 52H145V53H144ZM156 52H158V54H157ZM159 52H160V55H159ZM169 52H170V53H169ZM223 52H222V53H223ZM232 52H233V51H232ZM235 52H237V48H235ZM242 52H243L242 50H241V52L238 51V53H240V54H237V55H239V57H240ZM247 52H248V50H247ZM260 52H261V54H259ZM42 53H43V54H42ZM79 53H81V52L79 51ZM95 53H96V52H95ZM95 53H94V56H95ZM98 53H99V52H98ZM98 53H97V54H98ZM104 53H105V52H104ZM104 53H103V56H105ZM107 53H108V52H106V54H107ZM109 53H110V52H109ZM139 53H141V54H140L141 56L138 55ZM166 53H167V54H166ZM184 53H185V54H184ZM199 53H202V50H201ZM210 53H211V51L209 52V55H210ZM215 53H217V52H215ZM218 53H219V54H218L217 57H219V56L221 57V55H222V57H223V54H224V53L220 55V49H219ZM26 54H27V60H26V58H25ZM39 54H40L41 59H40V57H39ZM69 54H70V53H69ZM99 54H100V53H99ZM101 54H102V53H101ZM134 54H136L138 57H137V56H134ZM153 54H154V57H153ZM162 54H163V55H162ZM182 54H181V55H182ZM187 54H186V56L188 57V56H191L192 53H191L190 55H187ZM195 54H196V51H195L194 55H195ZM203 54H204V53H203ZM212 54H213V53H212ZM4 55H5V54H4ZM4 55L2 56V59H3V60L6 59V63H8V62H7V59H8V55H7V53H6L5 58H4ZM22 55H23V56H22ZM28 55H29V56H28ZM35 55L38 56L37 60H36V58H35ZM41 55H43V58H42ZM58 55H57V56H58ZM79 55H80V54H78L77 56H79ZM81 55H82V53H81ZM118 55H119V57H118ZM157 55H158V56H157ZM169 55H170V57H174V59H173L172 61L169 60V58H168ZM192 55H193V54H192ZM196 55H197V54H196ZM196 55H195V56H196ZM207 55H208V53H207ZM209 55H208V57H209ZM227 55H229V54H227ZM230 55H231V54H230ZM11 56H12V58H11ZM13 56H14V58H13ZM98 56H99V55H97V57H98ZM120 56H122L121 59H119ZM131 56H132V57H131ZM199 56L201 57V54L198 55V57H199ZM213 56H214V54H213ZM215 56H216V55H215ZM16 57H17V59H16ZM19 57H20L21 59H19ZM55 57H56L58 60L53 59V58H55ZM66 57H67V56H66ZM68 57H69V55H68ZM70 57H71V56H70ZM72 57H73V56H72ZM80 57H81V56H80ZM83 57H85L84 54H83ZM100 57H102V55H100ZM100 57H99V58H100ZM123 57H124V58H123ZM144 57H145V58H144ZM156 57H157V59H156ZM175 57H176L177 60H179L178 63L176 62L177 60H175ZM200 57H199V59H200ZM210 57H211V55H210ZM217 57H212V61H213V58H214V62H213L214 65H215V58H217ZM233 57H237L238 59L241 58V57L239 58L238 56H235V53H234ZM73 58H75V57H73ZM76 58H77V57H76ZM76 58H75V60H76ZM87 58H88V54H87ZM91 58H93L92 55H91ZM132 58L134 59V61H133ZM135 58H136V59H135ZM180 58L183 60V56L180 57ZM2 59H0V60L2 61ZM18 59H19V60H18ZM32 59H31V60H32ZM46 59H47L48 62L46 61ZM80 59H81V58H80ZM103 59H104V57H103ZM142 59H144V60H142ZM147 59H148V60H147ZM150 59H151V58H150ZM171 59H172V58H171ZM199 59H198V60H199ZM202 59H203V57H202ZM204 59H205V61H207L206 58H204ZM210 59H211V58H210ZM224 59H226V56H225ZM227 59H228V56H227ZM90 60H91V59H90ZM92 60H93V59H92ZM104 60H105V59H104ZM119 60H120V61H119ZM164 60H165V59H164ZM187 60H189V58L186 59V60H185V58H184V62L187 61ZM196 60H197V59H196V57H195V61H196ZM198 60H197V61H198ZM208 60H209V59H208ZM216 60L218 61V59H216ZM233 60H235V59H233ZM240 60H241V59H240ZM240 60H238V61H239V62H238L239 65H240ZM35 61H37V63H35ZM38 61H39L40 66L38 65ZM40 61H41V63H40ZM53 61H54V62L57 61L58 63L51 64V62H53ZM68 61H69V60H68ZM98 61L100 62V60H98ZM98 61H97V62H98ZM109 61H108V65L111 64V63H109ZM192 61H193V63L191 64V66L194 65V60H193V58H192ZM205 61H204V62H205ZM212 61H210V63H212ZM222 61H223V58H222ZM229 61H231V60H230V57H229ZM236 61H237V60H236ZM77 62H79V64H80L81 61H78V58H77ZM77 62H76V68H77V66H78V65H77ZM82 62H83V61H82ZM82 62H81V63H82ZM94 62H95V61H94ZM97 62L95 63V65L97 64ZM127 62L129 63V60H128ZM190 62H191V61H190ZM219 62H220V61H219ZM231 62H232V61H231ZM231 62H228V63L230 64ZM233 62H235V61H233ZM242 62H241V64H242ZM0 63H1V62H0ZM12 63H13L14 68L11 67V66H12ZM68 63H69V62H68ZM123 63H124V64H123ZM149 63H151L150 67H149ZM167 63H166V64H167ZM174 63H173V65H174ZM182 63H183V62H182ZM206 63H207V62H205V67L202 66L201 62H200V64H199L200 66H198V63H197V69L199 70V68L202 66V68H204V70H205V69H206ZM224 63H225V62L223 61V64H224ZM236 63H237V62H236ZM19 64H21V68H20V70H19V67H18ZM29 64L31 65V63H29ZM63 64H64V63H63ZM88 64H89V63H88ZM88 64H86V62H85V65H88ZM98 64H99V63H98ZM103 64H104V63H103ZM103 64H102V65H103ZM114 64H113V65H114ZM166 64H164L165 67L162 66V70L158 69V71H160L161 74H163V75H165V72L167 71L166 73H168V77H169V74H171V77H170V78H171L170 82H171V81H172V75H173V78L176 79V75H174V74L172 73V71H173V70L176 71L175 69H178V68H179V65H178V67H177L176 65H174V68H173V67L171 68V66H170V68H169V66H167L168 69H169V70L172 69V71L170 70L171 72L169 73V72H168L169 70H166V71L164 70V73H162L163 69H166ZM184 64H185V63H184ZM184 64H183V65H184ZM188 64H189V62H188ZM195 64H196V63H195ZM223 64H222V65H223ZM233 64H234V63H233ZM3 65H5V63H3ZM45 65H46V66H45ZM51 65H52V66H51ZM66 65H68V64L66 63ZM70 65H71V62H70ZM70 65H69V66H70ZM73 65H74V62H73ZM126 65H127V64H126ZM126 65H125V66H126ZM203 65H204V63H203ZM218 65H219V63H218ZM226 65H227V63H226ZM15 66H17V69H18V70H16ZM69 66H68V68H69ZM93 66H94V65H93ZM110 66H111V65H110ZM208 66H209V64H208ZM212 66H213V65H212ZM212 66H211V68L214 69V67H212ZM231 66H232V63H231ZM234 66H235V65H234ZM240 66H241L242 70L239 68V70H241V72H240L239 74H241L242 71H244V70H243V66H242V65H240ZM240 66H239V67H240ZM1 67H2V66H1ZM79 67H82V68H83V67H85V66H80V65H79ZM97 67L100 68V65L97 66ZM97 67H96V70H97ZM104 67H105V66H104ZM116 67H117V66H116ZM132 67H133V66H132ZM135 67H134V68H135ZM142 67H144V66H142ZM142 67H139V70H138V72L141 71V74H140V72L138 73L139 77H137V74H134V77H135V75H136V78H138V79L136 80V84H135V85H134L135 81H133L135 78H134L133 75H132L133 80H131V81L133 82V87L137 86V88H135V89H138V88H139L138 85H139L143 80H144V82H146V84H147V80H148L149 78H151L150 75H146V74H144L145 77H146V80L144 79V77H143V75H142ZM176 67H177V68H176ZM180 67H181V65H180ZM184 67L186 68L187 66H184ZM195 67H196V66H195ZM195 67H194V68H195ZM216 67H217V65H216ZM225 67H226V66H225ZM237 67H238V66H236V68H237ZM22 68H23L24 72H23ZM82 68H81V69H82ZM91 68H92V66H91ZM127 68H128V67H127ZM130 68H131V67H129V69H130ZM134 68H131V69L134 70ZM160 68H161V67H160ZM185 68H184V69H185ZM192 68H193V67H192ZM192 68H186V70H187L186 72H188V71L190 72V70H192ZM208 68H209V67H208ZM211 68H209V70H211V73L214 74V73L212 72V69H211ZM217 68H218V67H217ZM220 68H221V66H220ZM230 68H231V67H230ZM234 68H235V67H234ZM2 69H4V68H2ZM40 69H41V71H40ZM52 69H53V73H54V72H55V70H54L55 67H52ZM52 69L50 70V72H52ZM62 69H63V66H62ZM94 69H95V68L90 69V70H91L92 72H95ZM121 69H122V68H121ZM129 69H128V70H129ZM184 69H183V70H184ZM27 70H28V72H27ZM47 70H49V69H46L45 71H47ZM71 70H72V69H71ZM78 70H79V68L77 69V71H78ZM83 70H85V68H83ZM86 70H88V67H86ZM194 70H195V69H194ZM204 70H203V72H204ZM209 70H208V71H209ZM215 70L218 71L216 68H215ZM230 70H231V69H230ZM19 71H22V74L19 73ZM129 71H130V70H129ZM134 71H135V70H134ZM180 71H182V69H180ZM180 71H179V73H180ZM221 71H223V70H221ZM50 72H49V73H50ZM92 72H91V73H92ZM96 72H97V71H96ZM130 72H131V71H130ZM144 72H146V73L149 74V71H148V70H145V67H144V69H143V73H144ZM183 72L185 73V70H184ZM189 72H188V73H189ZM192 72H193V70H192ZM194 72H195V71H194ZM234 72H237V70L234 71ZM238 72H239V71H238ZM238 72H237V73H238ZM248 72H249V74H248ZM0 73H1V72H0ZM4 73H5V72H4ZM37 73L34 72V75H35L34 80L36 79V75H37ZM56 73H57V72H56ZM97 73H98V72H97ZM175 73H176V72H175ZM221 73H222V72H221ZM223 73H224V72H223ZM237 73H236V75H237ZM16 74H14V78H15V75H16ZM29 74H28V75H29ZM43 74H45V75H44V79H45V78H46V75L48 74V72H47V73H44V72H43ZM50 74H51V73H50ZM65 74H66V73H63V75H65ZM73 74H74V72H73ZM125 74L127 75V77H126ZM132 74H133V72H132ZM150 74H152L153 77H154V74H153L152 72H150ZM177 74H178V71H177ZM180 74H181V73H180ZM186 74H187V73H186ZM190 74H192V73H190ZM199 74H200V73H199ZM207 74H209V73H207ZM215 74H216V73H215ZM229 74H230V73H229ZM10 75H12V74H10ZM19 75H17V77H19ZM24 75H25V74H24ZM31 75H32V77H30L29 79H32V78H33V74H32V73H31ZM39 75H40V74L37 75V78H39ZM48 75H49V74H48ZM129 75H131V74L129 73ZM140 75H141V77H142L143 80H141V82H139V84H137L138 81H140V80H139V79H140ZM194 75H195V74H194ZM203 75H204V74H203ZM203 75H202V77H203ZM233 75H235V74H233ZM6 77H7V75H6V73H5V78H6ZM40 77L42 78L43 75H40ZM61 77H62V72H61ZM66 77H67V75H66ZM77 77H78V75H77ZM117 77H118V75H116V78H117ZM179 77H180V75H179ZM202 77H201V78H202ZM210 77H212V75H210ZM213 77H214V75H213ZM1 78L4 79V77H2V73H1ZM1 78H0V79H1ZM14 78H13V79H14ZM22 78H21V79H22ZM26 78H27L26 80H28V77H26ZM51 78H52V77H51ZM58 78H59V75H58ZM68 78L71 79V75H70V77H68ZM113 78H114V77H113ZM124 78H123V77H121V79H118V78H117V79H118L117 83L119 82V80L122 82V79H124ZM154 78H155V81L153 80V82H155L156 86H157V83H158V87H159V86H160L159 83L161 84V82H162V83L164 82V86H163V85H162V86H163V88L165 87V85H166V84H165V82H166V81H165V78H162V79H164V81L161 80V79H159L158 77H157L158 81H157L156 77H154ZM154 78H153V79H154ZM177 78H178V75H177ZM197 78H198V77H197ZM207 78H209V77H207ZM219 78H220V77H219ZM7 79H8V77H7ZM7 79H6V81H7ZM21 79H20V80H21ZM39 79H40V78H39ZM65 79H66V78H65ZM75 79H76V78H75ZM93 79H94V78H93ZM151 79H152V78H151ZM174 79H173V80H174ZM182 79H183V75H182ZM195 79H196V78H195ZM216 79H217V75H216ZM231 79H233V78L231 77ZM246 79H247V77H246ZM14 80H16V79H14ZM53 80H54V78H53ZM57 80H58V79H57ZM60 80H61V79L59 78V81H60ZM63 80H64V79H63ZM159 80H160L161 82H159ZM166 80H168L167 75H166ZM180 80H181V78H180ZM208 80H209V79H208ZM210 80H211V78H210ZM217 80H218V79H217ZM223 80H224V77H223ZM11 81H12V80H11ZM18 81H19V78H18ZM22 81H23V80H22ZM28 81H30V80H28ZM40 81H41V79H40ZM40 81H39V83H40ZM42 81H43V79H42ZM61 81H62V80H61ZM126 81H127V80H126ZM128 81H130V79H129ZM184 81H185V79H184ZM186 81H187V80H186ZM190 81H191V79H190ZM190 81H189L188 83H190ZM213 81L216 82L215 79H214ZM226 81H227V80H226ZM233 81H235V80L233 79ZM245 81H246V80H245ZM0 82H1V81H0ZM23 82H24V81H23ZM36 82H37V80H36ZM36 82H35V83H36ZM53 82H54V84H55V81H53ZM67 82H68V80H67ZM72 82H74V81L72 80ZM113 82H114V81H113ZM150 82H151V80L148 82L149 85L151 84ZM200 82H201V81H200ZM202 82H203V81H202ZM206 82H207V80H206ZM16 83H17V82H16ZM24 83L26 84V82H24ZM27 83L29 84V82H27ZM35 83L33 84V87L35 86ZM75 83H76V81H75ZM127 83H128V82H127ZM166 83H167V82H166ZM168 83H169V80H168ZM184 83H185V82H184ZM191 83H192V81H191ZM218 83H219V82H218ZM218 83H215V84H218ZM228 83H229V82H228ZM235 83H236V82H235ZM242 83H243V81H242ZM251 83H252V82H251ZM6 84H7V82H6ZM10 84H11V82H10ZM31 84H32V80H31ZM31 84H30V85H31ZM46 84H47V83H46ZM51 84H52V83H51ZM51 84H50V85H51ZM54 84H53V86H54ZM56 84L58 85L57 81H56ZM56 84H55V85H56ZM62 84H63V82H62ZM64 84H65V83H64ZM69 84H70V82H69ZM119 84H120V82H119ZM131 84H132V83H130V85H131ZM143 84H144V83H143ZM155 84H154V85H153V83L151 84V85H153V88H152V86H151V87L148 86V87H149L150 89L152 88L153 90H157V88L154 89V88H155ZM178 84L181 85V83H178ZM178 84L174 86V89H175L176 86L178 87ZM201 84H202V83H201ZM212 84H213V83H212ZM222 84H223V81H222ZM231 84H232V83H231ZM231 84H230V85H231ZM57 85L55 86V87H56V90H57ZM111 85H112V82H111ZM111 85L109 84V86L112 88ZM123 85H125V80H124V84H123ZM123 85H121V87H122ZM127 85H128V84H127ZM141 85H142V84H141ZM173 85H174V84H173ZM173 85H172V83H171V86H172V87H173ZM186 85H187V84H186ZM207 85H208V84H207ZM213 85H214V84H213ZM241 85H242V84H241ZM3 86H6V85H3ZM53 86H52V89H53ZM58 86H59V85H58ZM106 86H107V84H106ZM131 86H132V85H131ZM182 86H183V84H182ZM184 86H185V85H184ZM242 86L245 87L246 85L243 83ZM242 86H241V87H242ZM1 87H2V86H1ZM24 87H25V85H24ZM28 87H29L30 89H32V87H30V86H28ZM28 87H27V92L30 93L31 90L28 89ZM36 87H37V86H36ZM44 87L46 88V85H45ZM64 87H65V86H64ZM123 87H124V86H123ZM172 87H170V88H172ZM186 87H187V88L189 87L190 92H191V89H193V87L190 88V86H186ZM207 87L209 88V85H208ZM247 87L249 88V85H248ZM18 88H19V87H18ZM98 88H99V87H98ZM166 88H167V87H166ZM170 88H168V91H169ZM180 88H181V87H180ZM213 88H216V86L213 87ZM234 88H235V87H234ZM3 89H4V87H3ZM15 89H16V88H15ZM33 89H34V88H33ZM46 89H47V88H46ZM50 89H51V87H50ZM50 89H49V90H50ZM103 89H104V88H102V91H103ZM105 89H106V91L104 90V92H105L104 95H105V94H106V95H107V94L109 95V93L107 92V88H105ZM108 89H109V87H108ZM113 89H114V88H113ZM141 89H143V87L141 88V86H140V92H142ZM202 89H203V88H201V90H202ZM205 89H206V88H205ZM242 89H243V88H242ZM1 90H2V88H1ZM21 90H22V89H21ZM29 90H30V91H29ZM53 90H54V89H53ZM53 90H52V91H53ZM56 90H55V91H56ZM60 90H61V89H60ZM111 90H112V89H111ZM115 90H116V87H115ZM119 90H120V89H119ZM162 90H163V89H162ZM180 90H181V89H180ZM180 90H179V92H180ZM195 90H196V88H195ZM197 90H199V88H197ZM214 90H217V89H214ZM221 90H222V89H221ZM245 90H246V87H245ZM4 91H5V89H4ZM93 91L95 92V90H93ZM100 91H101V89H100ZM102 91H101V93H103ZM122 91H123V89H122ZM135 91H136V90H135ZM144 91H145V90H143V92H144ZM170 91H172V90H170ZM174 91H176V89H175ZM184 91H185V89H184ZM188 91H189V90H188ZM206 91L208 92L207 89H206ZM230 91H231V90H230ZM230 91H229V92H230ZM38 92H39V90H38ZM91 92H92V91H91ZM118 92H119V94H120V91H117V94H118ZM140 92H139V93H140ZM147 92H148V94L150 93L149 91H147ZM147 92H146V93H147ZM152 92H153V91H152ZM179 92H178V93H179ZM210 92H211V91H210ZM221 92H222V91H221ZM235 92H237V91H236V88H235ZM0 93H1V92H0ZM8 93H9V92H8ZM32 93H33V92H31V94H32ZM34 93H35V92H34ZM46 93H47V91H46ZM99 93H100V92H99ZM99 93H98V94H99ZM111 93H112V91H111ZM121 93H122V92H121ZM192 93H193V90H192ZM47 94H48V93H47ZM87 94L89 95V93H87ZM98 94H97V95H98ZM124 94H125V93H124ZM179 94H180V93H179ZM182 94H183V92H182ZM184 94H187V96H188V93H184ZM1 95H2V94H1ZM34 95H35V94H34ZM51 95H52V94H51ZM113 95H114V93H113ZM190 95H191V93H190ZM200 95H201V93H200ZM213 95H214V94H213ZM30 96H32V95H30ZM40 96H42V95H40ZM40 96H39V97H40ZM44 96H45V95H44ZM84 96H86V95L84 94ZM109 96H110V95H109ZM109 96H108V97H109ZM114 96H117V95H114ZM114 96H113V97H114ZM120 96H121V94H120ZM177 96H178V95H177ZM180 96H181V95H180ZM187 96H186V97H187ZM42 97H43V96H42ZM52 97H53V95H52ZM94 97H95V96H94ZM94 97H93V95H92L91 102H92V100H93ZM99 97H100L101 100L98 99L97 96L95 97V98H96L95 101L99 100V102H100V103L98 102V103L95 105L96 107H97V105L99 106V104H101L102 101H103V100H102L103 98H101V94H100ZM102 97H103V96H102ZM110 97H112V96H110ZM110 97H109V99H110ZM123 97H124V95H123ZM184 97H185V96H184ZM191 97H192V96H191ZM194 97L201 98V96H200V97L198 96V92L193 93V100H194ZM203 97H205V95H203ZM209 97H210V96H209ZM263 97H264V94L262 95V98H263ZM46 98H47V97H46ZM90 98H91V97H90ZM90 98L87 97V98H85V100H86V99L88 100V99H90ZM105 98H107V97L105 96ZM115 98H116V97H115ZM115 98H114V99H115ZM262 98H261V101H262ZM2 99H3V98H2ZM38 99H39V98H38ZM38 99H37V100H38ZM40 99H41V98H40ZM189 99H191V98L188 97V100H189ZM204 99H205V98H204ZM204 99H203V100H204ZM206 99H207V97H206ZM212 99H213V97H212ZM249 99L247 100V104H248V102H249ZM43 100H44V98H43ZM50 100H51V99H50ZM118 100H120V98H118ZM124 100H125V99H124ZM178 100H180V99H178ZM186 100H187V99H185V101H186ZM201 100H202V98H201ZM81 101H82V100H81ZM95 101L93 102V105H92L91 107H90V106L87 107V103H86V108H88V109L91 108V109H92V110H91L92 113H94V111H96L95 109L93 110V106H94ZM104 101H107V102L105 103V105H106V107H107V104H108V98H107V100H104ZM110 101L112 102V101H114V100L111 98ZM110 101H109V105L111 106ZM125 101H126V102H129L128 100H125ZM174 101H177L176 98H175ZM227 101L230 102L229 100H227ZM245 101H246V100H245ZM251 101H252V100H251ZM251 101H250V102H251ZM36 102H37V101H36ZM41 102H42V101H41ZM48 102H49V100H48ZM56 102H57V101H56ZM190 102H191V101H190ZM197 102H199V101H197ZM220 102H221V101H220ZM231 102H232V101H231ZM238 102H239V100H238ZM263 102H264V101H263ZM81 103H82V102H81ZM124 103H125V102H124ZM193 103H195V102H192V105H193ZM214 103H215V101H214ZM236 103H237V102H236ZM252 103H253V102H252ZM259 103H260V102H259ZM34 104H35V103H34ZM42 104H43V103H42ZM49 104H50V103H49ZM89 104L91 105V103H89ZM103 104H104V102H103ZM103 104H102V106H101L102 108H104V107H103ZM117 104H118V107L121 105V104L119 105L118 101H117ZM128 104H129V103H128ZM144 104H145V103H144ZM187 104H188V103H187ZM200 104H201V103H199V105H200ZM217 104H218V103H217ZM244 104H245V103H244ZM247 104H246V105H247ZM112 105H113V107H111V111H112V112H115V111L112 110V108H114V103H112ZM145 105H146V104H145ZM160 105H161V104H160ZM185 105H186V102H185ZM210 105H211V102H210ZM227 105H228V104H227ZM229 105H230V103H229ZM229 105H228V108H229ZM237 105H239V103H238ZM253 105H254V104H253ZM257 105H258V104H257ZM261 105H262V104H261ZM261 105H260V108H262ZM15 106H16V105H15ZM80 106H82V104H81ZM128 106H129V105H128ZM134 106H135V105H134ZM140 106H142V104H141ZM162 106H163V104H162ZM194 106H195V105H194ZM194 106H193V107H194ZM204 106H205V108H207V106L209 107V103H206ZM46 107H47V106H46ZM108 107H109V106H108ZM181 107H182V106H181ZM202 107H203V106L201 105V109H202ZM222 107H223V106H222ZM15 108H16V107H15ZM44 108H45V107H44ZM129 108H131V110H132V106H131V105H130ZM169 108H170V107H169ZM186 108H188V107H186ZM213 108L215 109V107H213ZM220 108H221V104H220ZM220 108H219V109H220ZM226 108H227V106H226ZM241 108H242V106H241ZM12 109H13V108H12ZM79 109H80V108H79ZM82 109H83V108L81 107V110H80V111H82ZM84 109H85V106H84ZM125 109H126V108H125ZM136 109H139L138 111H140V107H139V108L136 107ZM219 109H218V110H219ZM237 109H238V106H237ZM237 109H235L234 112H236ZM243 109H244V107H243ZM255 109H256V108H255ZM263 109H264V107H263ZM263 109H262V110H263ZM15 110H18V109H15ZM30 110H32V108H31ZM30 110H29V112H30ZM33 110H34V109H33ZM119 110H120V109H119ZM123 110H124V107H123ZM187 110H188V109H187ZM221 110H222V109H221ZM221 110H220V116H221ZM248 110H249V108H248ZM257 110H258V108H257ZM40 111H41V109H39V112H40ZM43 111H44V110H43ZM50 111H52V110L50 109ZM80 111H79V112H80ZM88 111H89V110H88ZM99 111H101V114H102V112H104L102 109H99ZM99 111H98V108H97V111H96L95 114H99ZM105 111H106V109H105ZM120 111H121V110H120ZM127 111H128V108H127L126 112H127ZM134 111H135V110L133 109L132 112H134ZM212 111H213V110H212ZM243 111H244V110H243ZM246 111H247V109H246ZM259 111H260V110H259ZM0 112H1V111H0ZM37 112H38V111H37ZM83 112H84V110H83ZM129 112H130V110H129ZM187 112H189V110H188ZM191 112H192V111H191ZM203 112H205V111L202 110V112H201V110H200V113H203ZM208 112H209V110H208ZM213 112H214V111H213ZM263 112H264V111H263ZM42 113H43V112H42ZM49 113H50V112H49ZM51 113H52V112H51ZM56 113H57V112H56ZM56 113H55V114H56ZM86 113H87V109H86ZM107 113H108V111H107ZM122 113H123V114H122ZM124 113H125V111H124V112L121 111V114H122L123 116H124ZM127 113H128V112H127ZM127 113H125V116H127ZM260 113H261V112H260ZM3 114H4V113H3ZM3 114H1V115L3 116ZM31 114H32V113H31ZM31 114H30V115H31ZM33 114H34V113H33ZM55 114H54V117H55ZM166 114L168 115V112H167ZM166 114H164V115H166ZM184 114H185V113H184ZM197 114H198V112H197ZM218 114H219V113H218ZM226 114H227V113H226ZM245 114H246V112H245ZM30 115H29V116H30ZM47 115H48V112H47ZM58 115H60V113H59ZM89 115H90V114H89ZM115 115H117V113H115ZM129 115L131 116V112L129 113ZM132 115H134V114L132 113ZM170 115H171V114H170ZM172 115H173V114H172ZM194 115H195V114H194ZM211 115H212V114H211ZM232 115H233V114H232ZM253 115H254V113H253ZM258 115L261 116V114H258ZM86 116H87V114H86ZM104 116H105V113H104ZM109 116H110V115H109ZM130 116H129V117H130ZM182 116H183V115H182ZM185 116H186V114H185ZM185 116H184V117H185ZM218 116H219V115H218ZM229 116H230V115H229ZM248 116H249V114H248ZM256 116H257V115H256ZM90 117H91V115H90ZM101 117H103V116H101ZM105 117L107 118V116H105ZM175 117H176V115H175ZM184 117H183V122L185 121V120H184ZM227 117H228V116H227ZM239 117H240V115H239ZM241 117L246 118L245 115L243 116V112H242V116H241ZM249 117H250V116H249ZM5 118H6V116H5ZM61 118H62V117H61ZM93 118H94V116H92L91 119L93 120ZM106 118H105V120H106ZM108 118H109V117H108ZM113 118H114V117H113ZM155 118H156V117H155ZM164 118H165V117H164ZM186 118H188V117L186 116ZM191 118H192V117H191ZM199 118H200V117H199ZM205 118H206V115H205ZM228 118H229V117H228ZM257 118H258V121H257V122H259V117H257ZM263 118H264V116H263ZM58 119H59V118H58ZM94 119H95V118H94ZM110 119H111V118H109V120H110ZM225 119H226V118H225ZM247 119H248V118H247ZM252 119H253V118H252ZM0 120H2V124H3V122H4V117H2V119H0ZM10 120H11V122H12V119H11V118H9V121H8V119H7V121L5 120L6 125H5V124H3V125H4V126H7L8 122H9V124H10ZM24 120H25V119H24ZM43 120H44V119H42V116H41L39 113H36V114L34 115V118H33L32 121H33L35 124H41V125H42L43 122H44ZM99 120H102V119L100 118V114H99ZM99 120H97V118H96V120H94V121H97V124H98V121H99ZM118 120H119V119H118ZM132 120H133V117H132ZM159 120H161V119H159ZM159 120H158V121H159ZM173 120H174V119H172V121H173ZM177 120L179 121L178 117H177ZM177 120L175 121V123H177ZM180 120H181V118H180ZM186 120H187V119H186ZM239 120H240V119H239ZM249 120H250V118H249ZM112 121H113V119H112ZM112 121H111V122H112ZM116 121H117V120H116ZM135 121H136V119H135ZM170 121H171V119H170ZM189 121H190V120H189ZM194 121H195V119H194ZM196 121H197V119H196ZM219 121H220V120H218V122H219ZM242 121H243V122H246L244 119H243ZM250 121H251V120H250ZM29 122H30V121H29ZM46 122H47V121H46ZM90 122L92 123L93 121H90ZM111 122H109V123H111ZM118 122H119V121H117V123H118ZM123 122H124V121H123ZM130 122H131V121H130ZM133 122H134V121H133ZM179 122H180V121H179ZM185 122H186V121H185ZM213 122H214V121H213ZM220 122H221V121H220ZM251 122H253V120H252ZM261 122L263 123V121H261ZM52 123H53V122H52ZM70 123H71V122H70ZM70 123H69V124H70ZM100 123H101V122H100ZM103 123H104V120H103ZM103 123H101V126L103 125ZM112 123H113V122H112ZM119 123H122V122H119ZM126 123H127V121H125V125H126ZM181 123H182V120H181ZM181 123H180V126H182ZM247 123H248V121H247ZM2 124L0 123L1 127H2ZM76 124H77V123H76ZM97 124H96V125H97ZM107 124H108V122H107ZM203 124H204V123L202 122V125H203ZM220 124H221V123H220ZM250 124H251V123H250ZM93 125H94V123H93ZM132 125H133V124H132ZM167 125H168V124H167ZM197 125H198V124H197ZM209 125H210V122H209ZM216 125H217V124H216ZM4 126H3V128H4ZM50 126H51V125H50ZM105 126H106V125H105ZM184 126H185V125H184ZM214 126H215V123H214ZM237 126H238V124H237ZM259 126H260V128H261V125H259ZM262 126H263V125H262ZM42 127H43V126H42ZM56 127H57V126H56ZM63 127H64V124H63ZM73 127H74V126H73ZM91 127H93L92 124H91ZM98 127H99V126H98ZM130 127H131V126H130ZM150 127H151V126H150ZM153 127H154V126H153ZM168 127H170V126L168 125ZM174 127H175V125H174ZM182 127H183V126H182ZM188 127H189V124H188ZM193 127H195L194 124H193ZM206 127H207V123H206ZM235 127H236V125H235ZM77 128H78V127H77ZM77 128H76V129H77ZM106 128H107V126H106ZM156 128H157V127H156ZM200 128H201V126H200ZM230 128H231V127H230ZM230 128H229V129H230ZM242 128H243V127H242ZM244 128H245V127H244ZM6 129H7V128H6ZM14 129H15V128H14ZM88 129H89V126H88ZM129 129H131V131H132V128H129ZM185 129H186V127H185ZM189 129H190V127H189ZM196 129H197V128H196ZM229 129H228V130H229ZM240 129H241L240 127H239V129L234 130V131H233V129H232V133L229 131V133H231L232 136L236 137V138L232 137V140H230V142H233V139H234V140H235V139H238V140H239V141H237L238 144H239V142H241V144H242V143H244V144H247V143H248V144H249L250 142H252V141H254L255 139H257V138L254 139V138H253V135H252V134H251V135L249 134L251 130H249L248 127H247V129H248L249 133H248V131H244V130H240ZM250 129H251V128H250ZM261 129H262V128H261ZM68 130H69V129H68ZM84 130H85V128H84ZM135 130H136V128H135ZM156 130H157V129H156ZM172 130H173V126H172ZM180 130H181V128H179V131H180ZM183 130H184V127H183ZM194 130H195V128H194ZM198 130H201V129H198ZM228 130H227V131H228ZM256 130H257V129H255V131H256ZM60 131H61V130H60ZM126 131H127V129H126ZM126 131H125V132H126ZM151 131H152V130H151ZM151 131H150V132H151ZM154 131H155V130H154ZM165 131H166V130H165ZM167 131H168V129H167ZM173 131H174V130H173ZM186 131H187V129H186ZM195 131H196V130H195ZM223 131H224V128H223ZM257 131H258V130H257ZM259 131H260V130H259ZM0 132H1V128H0ZM2 132H3V129H2ZM102 132H103V131H102ZM125 132H124L123 134H125ZM133 132H134V131H133ZM133 132H132V134H133ZM147 132H148V131H147ZM163 132H164V131H163ZM190 132H191V130H190ZM204 132H205V131H204ZM220 132H221V131H220ZM251 132H252V131H251ZM262 132H264V130H262ZM56 133H57V132H56ZM120 133H121V132H120ZM157 133H158V132H157ZM165 133H167V132H165ZM187 133H188V131H187ZM192 133H193V132H192ZM199 133H200V132H199ZM73 134H75V133H73ZM118 134H119V133H118ZM163 134H164V133H163ZM196 134H197V136H198V132H197V131H196ZM201 134H203V132H201ZM210 134H211V133H210ZM215 134H216V132H214V135H215ZM258 134H260V132H259ZM0 135H1V133H0ZM99 135H100V134H99ZM115 135H116V134H115ZM149 135H150V134H149ZM149 135H148V136H149ZM186 135H188V134H186ZM186 135H185L184 137H186ZM205 135H207V132H206ZM214 135H213V137H212L213 139H214ZM217 135H218V134H217ZM217 135H215V136H217ZM227 135H228V133H227ZM256 135H257V133H256ZM262 135H263V134H262ZM2 136H3V137L0 136V137H1L0 139H3V138H4L3 140L7 141V140L5 139V137H4V135H2ZM83 136H84V135H83ZM126 136H127V135H126ZM167 136L169 137V135H167ZM193 136H194V135H193ZM222 136H225V137H226V135H222ZM222 136L220 135V137H219V141H220L221 139H223ZM154 137H155V136H154ZM179 137H180V142H181V141H182V140H181V136H179ZM182 137H183V136H182ZM184 137H183V138H184ZM198 137H199V136H198ZM207 137H208V135H207ZM227 137H228V136H227ZM259 137H260V135H259ZM262 137H263V136H262ZM21 138L23 139V137H21ZM21 138H20V139H21ZM163 138H164V136H163ZM173 138H174V137H172V139H173ZM186 138H189V135H188V137H186ZM140 139H142V138H140ZM161 139H162V138H161ZM197 139H198V138H197ZM207 139H208V138H207ZM259 139H262V138L260 137ZM3 140H2V142L4 143ZM175 140H176V138H175ZM193 140H194V139H192V141H193ZM214 140H216V139H214ZM226 140H227V139H226ZM76 141H77V140H76ZM162 141H163V140H162ZM170 141H171V138H170ZM172 141H173V140H172ZM219 141H218V142H219ZM2 142H0V145H1ZM8 142H9V144H5V145L2 144V145L4 146V148L6 147V145H9L10 147H12V145H10V144H11L13 141H9V140H8L7 143H8ZM10 142H11V143H10ZM15 142H17L18 144H20V143L23 144V140L19 142V139H18V141H15ZM32 142H33V141H32ZM61 142H62V141H61ZM63 142H64V141H63ZM69 142H71V143L69 144ZM69 142L67 143V141H66V142H64V143H67V145L71 146V145L73 144L72 142H74V141H69ZM79 142H80V140L77 141V146H76V142H74V144H73V146H71V148H72V150H73V147H74V145H75V148L78 149V150H77V153H78L77 155H80V158L84 157V158L80 159V162H82L81 160H84V159H85V154H86V153H89V154L92 153V154H91L92 156H89V154H88L89 157H87V160L85 159V160H86L85 162H87V164H88V160H90V162H92L91 160H93V157H95V158H94V162H95V161L98 162V163H96V162L93 163V162H92L93 165H92L90 168H88L87 172H86L85 168H87L88 166L86 167V164H85V163H84V164H85V168H84V170H81V169H80V168L82 167V166H81L82 164L80 165L79 162L77 161V156H76V154L74 153V152L76 151L75 148H74V152H72V150L70 151L71 148H69L70 153H69V152L67 153V152H66L67 149L65 150V148H64L65 151H63V154L66 155V153H67V155H66L65 158L63 157L62 160L60 159V160L62 161V163H61L60 160H59V158H61V155H60L61 153H60V151H62V150H61L62 148L60 149V151H59V149L57 148V150L59 151V155H58V157H57V153H55V154H56L55 157H57V159H58V160L56 159L57 162H56L55 160H51L52 162H50V159H49V158H48V159H49L48 162L51 163V167H52V163H54V164H57V163H58V167H57L55 170L57 171V169L60 167V168H59L60 171H57V174H58V172H60V173H59L60 175H61V173L64 174V175H63V177H65L64 180H65V179H66V181L69 180L68 183H70V185H68V183H67V185H66V190L70 188V190H68L69 193H70V191L72 190L71 188L74 189V188H78V187H81V188L84 187V190H85V187H86V189H88V187L91 188V186H96V184L99 183V181H98L99 179H100V182L102 183V182L105 181L107 178H108V180H109V177H111V178L113 179L114 182L118 183V187H116L117 184H115V183L112 181V179H111V181H112L113 183H111V181H110L109 186H108V185H107V181H106V185H107L108 187H112L111 184H114V185H115V188H117V191H115V188H112V190H113V192H112V191L110 190V188H109V192L111 191V192L113 193L112 196H110L111 192H110V194H109L108 196H107L106 192H105L104 195H106L108 198H109V196H110V197H112V198L114 199V200L111 199V202H112V205H113V206H112L111 204H110V206H112V208L115 209L114 205H115V203H116V202H115V201H116V194L114 193V191H115L116 193H118L119 190L121 189V184L124 183V182L122 181V183H121V177H122V176H121V174H122L121 172H122V171H121V172L119 171V169H118V167H117V164H118V163L114 164V162H118V160H119V164L121 163V164L119 165V167H121V165H123L122 162L125 161V166H127L126 169H125V166H124V167H121V168L124 170V172H125V170H126V171H127V170H128V171L131 170V168H132V170H133V172H134L135 169H133V168H136V170H135V173H136V171H137V169H138V168H137V163H138V161H140V162L138 163V166L140 167L141 163H143V162H145V161H148V160H145V158H146V157H145V158L143 159L144 161H142V160L139 158V157H140V156H139V153H140V152L138 151L139 153L137 154V150H136V149H135V150H136V151H135V150H133V148H128V147H127L128 149H126V147H125V148H122V147H121V148H122V149H121V148L115 146L116 148L114 147V149H117V148H118V149L120 150V152H121V150H123V151H125L126 153H130V150H131L132 155H133L134 152H135L138 156L135 154V159L133 158V159L135 160V161H134L133 159L130 160L128 156H127V158H125V157L123 156V153L121 152V154H122L121 156H123V158H117L115 161H112V160H111V156H112V155L109 156V154H107V151H105V148H103L104 150L102 149L103 141L100 142L102 152L100 151L99 141H97L98 148H97V144H96L95 141L91 143V144H93V145H94V143H95V145H96V150H95V145L92 147V146L90 145V143L88 144L87 142H84V143H85V144H84V143H82V142H80V143H79ZM163 142H164V141H163ZM204 142H205V141H204ZM213 142H214V141H213ZM216 142H217V140H216ZM218 142H217V143H218ZM228 142H229V141H228ZM228 142H227V144H228ZM257 142H258V140H257ZM29 143H30V140H29ZM38 143H40V142H38ZM38 143H37V144H38ZM49 143H50V142H49ZM57 143H58L57 141H56V144H54V143L52 142V147L54 146L53 149H55V145H57ZM59 143H60V142H59ZM59 143H58V145H59ZM64 143H60V146H61V144L65 146L66 144H64ZM160 143H161V142H160ZM160 143H158V144L160 145ZM210 143H211V142H210ZM214 143H215V142H214ZM220 143H221V142H220ZM220 143H219V145H220ZM259 143H260V141L258 142V145H257V146L260 145ZM263 143H264V142H263ZM263 143H262V146L264 145ZM14 144H15V143H14ZM14 144H13V145H14ZM35 144H36V143H35ZM41 144H42V143H40L39 145L42 146ZM78 144H81L80 147L82 146V148H79V145H78ZM138 144H139V143H138ZM144 144H145V143H144ZM204 144H205V143H204ZM227 144H226V145H227ZM241 144H240V145H241ZM248 144H247L246 146H248ZM255 144H256V142H255ZM20 145H21V144H20ZM43 145L46 147V144H45V143H44ZM58 145H57V147H58ZM84 145H86V147H87V149H88L89 152H87L86 147H85ZM87 145H88V146H87ZM132 145H133V144H132ZM189 145H190V144H189ZM208 145H209V142H208ZM235 145H237V144H235ZM242 145H243V144H242ZM242 145H241V149L243 150ZM250 145H251V143H250ZM9 146L7 147V148H8V149H7L8 153L6 152V155L9 154V151H11V148H10V150H9ZM27 146H28V142H27ZM47 146H48L47 149H51V144H50V147H49V145H47ZM90 146H91V148H90ZM104 146H105V142H104ZM110 146H111V145H110ZM110 146H108V147H110ZM113 146H114V145H113ZM164 146H165V145H164ZM187 146H188V145L186 144V147H187ZM197 146H198V145H197ZM197 146L195 145V146H193L192 148H194V149H198ZM220 146H221V145H220ZM243 146H244V145H243ZM252 146H253V144H252ZM254 146H255V145H254ZM257 146H256V147H257ZM14 147H16V151H15V155H16V154H17V149H18V150H19V149H22L23 145H22V147H20L19 145H18V147H17V145L15 144ZM45 147H44V148H45ZM62 147H63V146H62ZM88 147H89L90 149H89ZM108 147L106 146V148H108ZM111 147H112V146H111ZM111 147H110V148H111ZM199 147H201V146H199ZM208 147H209V146H208ZM236 147H237V146H236ZM236 147H234V151H235V152H237V151L239 150V149H236V150H235ZM256 147H255V149L257 150ZM260 147H261V145H260ZM44 148H43V149H44ZM66 148H68V146H66ZM83 148L85 149V152H86V153L84 152V149H83ZM92 148H93V149H92ZM160 148H161V147H160ZM202 148H203V144H202ZM204 148H205V147H204ZM214 148H215V147H214ZM248 148H249V147H248ZM248 148H246V150H247ZM250 148H251V147H250ZM1 149H2V148H1ZM1 149H0V151H1ZM47 149H45V151H46ZM53 149H52V150H53ZM81 149L83 150V153H84V155L82 154V155H83L82 157H81V154H79V152H78V151H80ZM91 149H92V151H94V153H95V151H96V155H97V156H98V155L101 156L100 153H103V151H105V153H104V157L102 156L101 158H103V159L105 158V160H106V159H107V160L105 161V160L102 159V161H101V159H100L99 157H98L97 160H96V157H97V156H94L92 151L90 152ZM118 149H117V150H118ZM199 149H201V148H199ZM228 149H229V148H228ZM244 149H245V148H244ZM258 149H259V148H258ZM98 150H99V151H98ZM166 150H167V148H166ZM177 150H178V149H177ZM183 150H184V149H183ZM186 150L188 151V153L190 152L187 148H186ZM201 150H202V149H201ZM203 150H204V149H203ZM205 150H206V148H205ZM205 150H204V152H205ZM230 150H231V149H230ZM246 150H245V153H246ZM2 151H3V149H2ZM41 151H42V150H41ZM55 151H56V149H55ZM55 151H52V153H54ZM187 151H184L183 153L186 154ZM191 151H192V149H191ZM195 151H196V150H195ZM197 151H198V150H197ZM248 151H249V150H248ZM252 151H253V149H252ZM4 152H5V151H4ZM4 152L2 153V155H1V157H0V162H1V158H2L3 154H5ZM11 152H12V151H11ZM11 152H10V154H12V153L14 152V148H13V152H12V153H11ZM48 152H49V151H48ZM50 152H51V151H50ZM163 152H164V151H163ZM174 152H175V151H174ZM200 152H201V151H200ZM204 152H203V153H204ZM212 152H213V150H212ZM80 153H81V151H80ZM179 153H180V152H179ZM191 153H192V152H190V154H191ZM207 153H208V152H207ZM239 153H243V152L239 151ZM245 153H243V155H244ZM39 154H41V153H39ZM63 154H62V156H63ZM105 154H106L107 156H109V159L107 158V156H106ZM141 154H142V153H141ZM141 154H140V155H141ZM192 154H193V153H192ZM35 155H36V154H34V156H35ZM41 155L43 156V154H41ZM41 155H40V158H41ZM45 155H46V152H45ZM49 155H50V153H49ZM102 155H103V154H102ZM128 155H130L131 158H132V155H131V154H128ZM246 155H247V153H246ZM249 155H250V154H249ZM254 155H255V151H254ZM9 156H10V155H9ZM9 156H8V160H9ZM12 156H13V154L11 155V158H12ZM22 156H23V155H22ZM46 156H47V155H46ZM59 156H60V157H59ZM193 156H194V154H193ZM203 156H204V154H203ZM236 156H237V154H236ZM16 157H17V158H16ZM16 157L13 156V158H16V160L18 159L17 161L20 162L19 159H20L21 155H20L19 158H18L17 155H16ZM91 157H92V159H90ZM142 157H144V154L142 155ZM142 157H141V158H142ZM238 157H240V156L238 155ZM4 158L6 159V162H8L6 156H4ZM11 158H10V159H11ZM25 158H26V155L24 156V159H25ZM50 158L53 159L54 156L51 157V155H50ZM112 158L114 159V158H116V157L112 156ZM138 158H139V160H138ZM208 158H210V156H209ZM249 158H250V157H249ZM5 159H4V160H5ZM121 159H122V160H121ZM124 159H125V160H124ZM128 159H129V160H128ZM193 159H194V158H193ZM242 159H243V156H242ZM4 160H2V161H4ZM11 160H12V159H11ZM14 160H15V159H14ZM36 160H37V159H35V161H36ZM99 160H100V161H99ZM207 160H208V159H207ZM211 160H212V159H211ZM17 161H14V162H13V160H12L11 162L14 164V163H16ZM23 161H24V160H23ZM39 161H40V160H39ZM126 161H128L129 163H130V161H131V163H130V164H131V168H130V169H129V164L127 163V165H126ZM132 161H134V163H135L136 161H137V162H136V164H133ZM149 161H150V160H149ZM149 161H148V163H149ZM209 161H210V159H209ZM6 162H5V163H6ZM9 162H10V160H9ZM9 162H8V163H9ZM59 162H60V163H59ZM109 162L112 163V164H109ZM213 162H214V159H213ZM40 163H41V162H40ZM123 163H124V162H123ZM192 163H193V162H192ZM244 163H245V162H244ZM13 164H12V166H11L10 164H9V165H8V164H7V165L3 164L4 166H8V171H7V172L9 173V175H10V173H11V172L9 171V167L11 166L10 169L13 168ZM32 164H33V163H32ZM42 164H43V163H41V165H42ZM60 164H61L62 166H60ZM113 164L115 165V167H114ZM185 164H186V163H185ZM190 164H191V163H190ZM35 165H36V163H35ZM41 165H40V167H41ZM132 165H136V167H135V166L132 167ZM152 165H153V164L150 165V166L152 167V169H153V168H156V167H155L156 165H153L154 167H153ZM171 165H172V164H171ZM179 165H180V167H181L182 169L184 168V166H186V170H187V165H184V163H182V164H178V165H176L177 168H175V167H174V168H175V169H179V168H178ZM182 165H183V166H182ZM206 165H207V164H205V166H206ZM210 165H211V163H210ZM220 165H221V164H220ZM46 166H47V164L45 165V167H46ZM143 166H144V167H143ZM146 166H147V168H148V165H147V164H146V165L143 164V165H142V168H141V171H142L143 168H145V170H146ZM173 166H174V165H173ZM199 166H200V163H199ZM202 166L204 167L203 164H202ZM208 166H209V164L205 167V169H207V170H206L207 174H209V176H208V183L205 184V185L207 186V185L209 184V179L212 180V176H213V175H214V177H216V176L218 177V178H216V179H217V182H216V183H214L215 180H216L215 178H213V179H214L213 182L211 181V183H213V184H212V186H211V183H210V185H209V186H210V191H211V189H213V191H215V190L217 189L216 185L218 186V191H219V190L222 189L221 187H226V186L232 184V181H230V180L227 179V178H224V174H226V172H227V171H226V169H227L226 167H225V168H224V167H221V168H217V169H216V166H215V169H213V167H211V169H210L211 172H209V167H208ZM212 166H213V163H212ZM37 167H38V165H37ZM47 167H48V166H47ZM47 167H46V168H47ZM54 167H55V165H54ZM54 167H53V168H50V166H49L50 170H52V172H53V173H50V174L52 175V177H51L50 174H49V176H48V177H49L48 179H50V177H51V181L54 180V179H55V181H56L55 176H57V175H56V173H54L55 170L53 171ZM83 167H84V166H83ZM116 167H117V168H116ZM168 167H169V166H167V172H168ZM193 167H194V166H193ZM197 167H198V166H197ZM203 167H202L203 171H201V169H200L201 174H202V176H203V177L201 178V179L203 180V181H202V184H203V182H205V179H203V178H206V176H204L205 174H204V168H203ZM207 167H208V168H207ZM227 167H228V166H227ZM1 168H3V167L1 166ZM33 168H34V167H33ZM114 168H116L117 171H116ZM121 168H120V170H121ZM159 168H160V166L158 167V165H157L158 172L161 173V170H160ZM161 168L164 170L166 167H165V168H164V167H161ZM170 168H172V166H171ZM174 168H173V169H174ZM43 169L45 170L44 165H43ZM79 169H80V170H79ZM175 169H174V170H175ZM212 169H213L214 173H213ZM222 169H223V170H222ZM229 169H230V168H229ZM35 170H36V169H35ZM35 170H34V174H35ZM147 170H148V169H147ZM147 170H146V171H143V175H144V173H145L146 175H148V174H147ZM153 170H154V169H153ZM159 170H160V171H159ZM192 170H193V168H192ZM192 170H191V171H192ZM194 170H196V169H194ZM221 170H222V171H221ZM128 171H127V172H128ZM139 171H140V170H139ZM139 171H137V172L139 173ZM164 171H165V170H164ZM191 171H190V172L187 171V172H186V175L189 173V174H188V176H189L190 173H191ZM5 172H6V171H5ZM7 172H6V174H8ZM29 172H30L31 174L33 173V172L30 171V169H29ZM29 172H28V174H27L28 176H29ZM84 172H86V175H84ZM154 172H155V171H154ZM183 172H184V170H183ZM196 172H197V171H196ZM198 172H199V171H198ZM198 172H197L196 175L199 174ZM215 172H216V174H215ZM217 172H218V174H217ZM0 173H1V172H0ZM42 173H43V171H42ZM42 173H41V175H40L41 178H40L38 175L35 176V178H34V175H33V179H36V181H37V179H39V180L41 179V182H42L43 178H46L45 175L47 174V172L44 173L43 175H42ZM131 173H132V171L130 172V174H131ZM156 173H157V172H156ZM156 173H155V174L153 173L152 175H156ZM160 173H159V175H160ZM211 173H212V175H211ZM219 173H220V175H219ZM6 174H5V176H6ZM53 174H55V175L53 176ZM127 174H128V173H127ZM127 174L123 173V177H124L125 175H127ZM141 174H142V173L140 172V175H141ZM161 174H163V171H162ZM201 174H199V175H201ZM231 174H232V176H233V173H231ZM231 174H230V175H231ZM3 175H4V173H3ZM133 175H134V173H133ZM133 175H132V176H133ZM143 175H142V177H143L144 180H146L147 183H148V176H146L147 179H145V177H144ZM150 175H151V174H150V172H149V181H150V178H151ZM159 175H158V178H159ZM192 175H194V174L192 173ZM210 175H211V178H210ZM218 175H219V176H218ZM222 175H223V176H222ZM230 175H229V176H230ZM234 175H235V173H234ZM0 176H1V174H0ZM5 176H4V178L6 179L8 175H7L6 177H5ZM30 176H31V175H30ZM58 176H59V175H58ZM58 176H57V177H58ZM102 176H106V178H105L104 180L102 179V181H101ZM136 176H137V175H136ZM136 176H135V178H136ZM194 176H195V175H194ZM31 177H32V176H31ZM61 177H62V175H61ZM128 177H131V175L129 176V174H128V175L126 176V178H128ZM181 177H182V176H181ZM185 177H186V176H185ZM185 177H184V179H185ZM190 177H191V179H192V182H194V180L197 181V179H199V176H198V177L196 176L197 179H195L194 177L192 178V176H189V178H190ZM233 177H234V176H233ZM241 177H242V176H241ZM2 178H3V177H2ZM2 178H0V180H1ZM4 178H3V179H4ZM26 178H27V177H26ZM26 178H24V179L26 180ZM124 178H125V177H124ZM153 178H155V176H153ZM178 178H179V177H178ZM24 179H22V180L20 179L21 182L23 181V182H22L23 185H24V181H25ZM27 179H29V177H28ZM72 179H73V180H72ZM129 179H131V178H128V180H129ZM140 179H141V176L139 177V174H138V179H136V183H137ZM201 179H200V180H201ZM230 179H231V176H230ZM235 179L237 180V175H236V178H235ZM235 179L233 180V183H234V187H236V189H237V188H238L237 186H239V183H238L237 186H235V184H236L237 182H239V181H238V180L235 181ZM239 179H240V177H239ZM11 180H12V181H13V180L15 181V179H11ZM20 180L18 179V182H19ZM123 180H124V179H123ZM134 180H135V179H134ZM137 180H138V181H137ZM141 180H142V179H141ZM141 180H140V181H141ZM159 180H160V179H159ZM177 180H178V179H177ZM189 180H190V179H189ZM200 180L197 181V182H200ZM1 181H2V180H1ZM9 181H10V179H9ZM16 181H17V180H16ZM45 181H47V179H46ZM57 181H58V183H60V181H62V179H61V178H60V179L57 178ZM126 181H127V179H126ZM146 181H145V183H146ZM186 181H187V183L185 182V184H188V183H189V182H188V179H187ZM242 181H243V179H242ZM6 182H7V181H6ZM38 182H39V181H38ZM53 182H54V181H53ZM64 182H65V181H64ZM64 182H63V183H64ZM131 182H132V180H131ZM171 182L173 183L174 180H172ZM8 183H9V182H8ZM26 183H27V181H26ZM28 183H29V182H28ZM56 183H57V182H54L53 184L55 185ZM104 183H105V182H104ZM104 183H102V184H104ZM155 183L158 184L156 181H155ZM9 184H11V182H10ZM19 184H20V183H19ZM38 184H39V183H38ZM44 184H45V182H44ZM102 184H101V185H102ZM128 184L130 185V182H128V183L125 182L124 187L122 186V189H124V192H123V191H120V192H119L120 195L122 194V192H123V194H126V193H127V191H125V189H127L126 186H127ZM142 184H143V183H142ZM149 184H150V183H149ZM149 184H147V185H149ZM152 184H153V183L151 182V184H150L151 187H152ZM156 184H155V186H157ZM174 184H175V183H174ZM214 184H215V185H214ZM242 184H244V183L242 182ZM17 185H18V183H17ZM21 185H22V184H21ZM27 185H28V184H27ZM27 185H25V186H26L25 189H24V186H23V189H22V187H20L19 185H18L19 188H18V186H17V188L14 189L15 186H14V183H13V186H14V187H13V190H16V191H15V194H16V192H18V191L20 190V188H21V190H22V191H20V192H23V190H24V192H25V190H26V188H27ZM50 185H51V183H50ZM63 185H64V184H63ZM132 185H133V184H132ZM138 185H141V184L139 183ZM143 185H144V184H143ZM153 185H154V184H153ZM170 185H171V184H170ZM203 185H204V184H203ZM240 185H241V183H240ZM59 186L61 187V185H59ZM59 186H58V184H57V187H59ZM98 186H99V184H98ZM178 186H179V185H178ZM39 187H41L42 189H43V187H44V189H45V191H46V188H45V186H43L42 183H41V186H39ZM60 187H59V188H60ZM67 187H68V188H67ZM119 187H120V189H118ZM127 187H128V186H127ZM129 187H130V186H129ZM133 187H134V186H133ZM136 187H137V186H136ZM148 187H149V186H148ZM151 187H150V189H151ZM171 187H172V185H171ZM171 187H170V188H171ZM176 187H177V185H176ZM204 187H205V186H204ZM215 187H216V189L214 190ZM7 188H8V187L6 186V191H7ZM11 188H12V185H11ZM51 188H52V187H51ZM97 188H98V187H97ZM153 188H154V187H153ZM162 188H163V187H162ZM208 188H209V187H208ZM220 188H221V189H220ZM232 188H233V187H232ZM240 188H241V186H240ZM240 188H238V189L240 190ZM245 188H246V187H245ZM17 189H18V190H17ZM42 189H41V191H42ZM48 189H49V187H48ZM56 189H57V188H56ZM144 189H145V186H144ZM236 189L233 190V191H236ZM246 189H247V188H246ZM13 190H12V189L9 190V188H8V192H7V193H8L9 195H11L10 192L13 191ZM49 190H50V189H49ZM80 190H82V189H80ZM138 190L140 191V189H138ZM148 190H149V189H148ZM241 190H242V188H241ZM45 191H44V194H45V199H46L47 196H46ZM58 191H59V189H58ZM76 191H77V190H76ZM76 191H75V192H76ZM87 191H88V190H87ZM91 191H93V190H91ZM106 191H107V190H106ZM131 191H132V190H131ZM164 191H165V190H164ZM208 191H209V190H208ZM213 191H212V192H213ZM47 192H48V191H47ZM52 192H53V189H52ZM63 192H65V190H63ZM68 192H67V193H68ZM80 192H81V191L78 192V195H79ZM82 192H84V191L82 190ZM88 192H89V191H88ZM134 192H135V194H136V190H134ZM236 192H237V191H236ZM242 192H243V191H242ZM242 192H241V193H242ZM245 192H246V191H244L243 194H244ZM4 193H5V192H4ZM7 193H6V196H9ZM11 193H12V192H11ZM55 193H57V190H56ZM73 193H74V190H73ZM76 193H77V192H76ZM100 193H103V192L100 191ZM119 193H118V194H119ZM130 193H131V192L129 191V195H130ZM154 193H155V192H154ZM217 193H218V192H217ZM217 193H216V191H215L214 196H215ZM230 193H231V192H230ZM238 193H239V191H238ZM241 193L239 194L240 196H241ZM246 193H247V192H246ZM246 193H245V195H246ZM22 194H24V193H21V196H22ZM50 194H51V190H50ZM52 194H53V193H52ZM85 194H86V193H85ZM90 194H91V193H88V194H87L88 197H87L86 195H85V197H87L88 200L90 199V200L93 202V206H94V205H95V200L91 199V196H89ZM114 194H115V197H114ZM171 194H172V193H171ZM224 194H225V193H224ZM243 194H242V195H243ZM254 194H255V193H254ZM18 195H20L19 192H18ZM54 195H55V194H54ZM61 195H62V194H61ZM81 195H82V198L84 199V197H83L84 194H81ZM104 195H103V196H104ZM120 195H119V197H120ZM226 195H227V194H226ZM226 195L223 196V197H226ZM263 195H264V194H263ZM13 196H15V198L21 197V196L16 197L17 194H16V195H13ZM42 196H43V195H42ZM57 196H58V195H57ZM65 196H66V195H65ZM93 196H95V198L97 197V196L95 195V193H94V195H92V197H93ZM103 196H102L101 199H100V197H99V192H98V198L96 199L98 205H97V207H96V206L93 207V208H96V209H97V210L95 209L96 212L98 211V214H96L95 217H96L97 215L99 216V213H100V215L102 214V213H101L102 210H101V212H99V210H100L99 208L101 207V205H102V206L105 205V203L103 204L102 201H103V200H104V201L106 200V201L108 202V201L110 200V198H109V200L106 199L105 196H104V199H103ZM126 196H127V194H126ZM228 196H230V195H227V197H228ZM231 196H232V195H231ZM233 196H234V194H233ZM247 196H248V193H247L246 197H247ZM30 197H31V196H30ZM55 197H56V196H55ZM79 197H80V195H79ZM124 197H125V195H124ZM128 197H129V196H128ZM211 197H212V194H211L210 197H209V198L212 200ZM244 197H245V196H244ZM246 197H245V198H246ZM253 197H254V195H253ZM22 198H23V196H22ZM25 198H27L26 200H29V199H30V198L28 199V196L25 197ZM61 198H62V197H61ZM87 198L84 199V200L86 201ZM93 198H94V197H93ZM95 198H94V199H95ZM121 198H122V195H121ZM130 198H131V197H130ZM234 198H235V196H234ZM236 198H237V194H236ZM236 198H235V200H236ZM3 199H4V198H3ZM23 199H24V198H23ZM34 199H35V198H34ZM47 199H48V197H47ZM47 199H46V200H47ZM67 199H68V197H67ZM67 199H66V200H67ZM98 199H99V201H98ZM117 199H118V197H117ZM122 199H124V198H122ZM122 199H118L117 203L119 202V200H122ZM125 199H127V197H126ZM225 199H226V201H227V198H225ZM239 199H240V201H241V198H239ZM239 199H237L238 201H236V203L239 202ZM248 199H249V203H250L251 199L247 197V200H248ZM1 200H2V199H1ZM18 200H19V198H18ZM18 200H17V201H18ZM20 200H21V199H20ZM24 200H25V199H24ZM49 200H50V198L48 199V202H49ZM58 200H59V199H58ZM66 200H65V201H66ZM222 200H223V198H222ZM230 200H232V199L230 198ZM230 200L228 199V201H230ZM14 201H15V200H14ZM60 201H61V199H60ZM62 201H63V198H62ZM129 201H130V200H129ZM215 201H216V200H215ZM244 201L247 203L246 199L244 200V198H243V199H242V203H243V204H241L240 202H239V204L242 205V206H244V207H246V204H244ZM252 201H254V200H252ZM19 202H20V201H19ZM48 202H47V203H48ZM114 202H115V203H114ZM123 202H124V200L122 201V205H121V206H123ZM163 202H164V201H163ZM216 202H217V201H216ZM38 203H39V202H38ZM40 203H41V202H40ZM45 203H46V201H45ZM47 203H46V204H47ZM53 203H54V200H53V202H52V206H53ZM56 203H58V201H55V204H56ZM108 203H109V202H108ZM117 203H116V204H117ZM124 203H125V202H124ZM205 203H206V202H205ZM217 203L219 204V202H217ZM217 203H216V204H217ZM228 203H229V202H228ZM230 203H231V201H230ZM236 203H235V204H236ZM251 203H252V202H251ZM90 204H91V203H90V201H89V203H88V207L85 208V206H84L83 209L80 208L81 211L83 210V212H85L84 209H85V210H86V209L88 210ZM159 204H160V203H159ZM181 204H182V203H181ZM183 204H185V206H186V203H183ZM202 204H203V203H202ZM237 204H238V203H237ZM237 204H236V207L233 205V206L235 207V209H237ZM27 205H28V203H27ZM36 205H38L37 202H36V204L34 203V207H35ZM58 205H59V203H58ZM62 205H63V203H62ZM99 205H100V207H99ZM106 205H107V206L104 207V208H106L105 215H106L107 210L109 211V215H108V217H111V216H110V214H111L110 211H111L112 213L115 212V214H116V211H114V209L111 210V208H110V210H109V209H108V208H109V205H108V204H106ZM119 205H120V203H119ZM249 205H250V204H249ZM251 205H252V204H251ZM29 206H30V205H29ZM32 206H33V205H32ZM59 206H60V205H59ZM164 206H165V205H164ZM185 206H184V207H185ZM189 206H190V205H189ZM194 206H195V205H194ZM201 206H202V205H201ZM209 206L211 207V205H209ZM242 206H241V210L243 209ZM30 207H31V206H30ZM45 207H46V206H45ZM48 207H49V206H48ZM91 207H92V206H91ZM98 207H99V208H98ZM119 207H120V206H118V208H116V209H117V214H116V215H119V216H120V210H121V209L119 210ZM123 207L126 208V206H123ZM160 207H162V206H160ZM160 207H159V208H160ZM186 207H187V206H186ZM186 207H185V208H186ZM197 207H198V205H197L195 208H197ZM207 207H208V200H207L206 208H207ZM214 207L216 208V206H214ZM249 207H250V206H249ZM46 208H47V207H46ZM50 208H51V206H50ZM62 208H63V207L61 206V209H62ZM104 208H102V209H104ZM125 208H124V210H125ZM162 208H163V207H162ZM193 208H194V207H193ZM246 208L248 209V206H247ZM47 209H48V208H47ZM53 209H54V206H53ZM53 209L51 208V210H53ZM57 209H58V208H57ZM64 209H66V211H63V213L65 212V213L68 215V212H71V213L73 214L72 216L69 215V217H70L69 220H70V222H71V224H72L74 218H72V219H73V220H72L71 217H73V216L75 215V213L78 212V211H76L74 208H73V210L71 209V210L69 211L68 209H70V208H68V207H67V208L65 207ZM64 209H63V210H64ZM78 209H79V208H78ZM89 209H90V208H89ZM199 209H200V208H199ZM207 209H209V208H207ZM211 209H212V208H211ZM211 209H209V210H211ZM74 210H75L76 212H74ZM90 210H91V209H90ZM90 210H88V211H90ZM92 210H94V209H92ZM104 210H105V209H104ZM124 210H123V211H124ZM163 210L165 211V208H164ZM214 210H215V209H214ZM237 210H238V209H237ZM249 210H250V209H249ZM7 211H8V210H7ZM7 211H5V213H4L5 216H6V214H7V213H6ZM20 211H21V210H20ZM20 211H19V212H20ZM47 211H48V214H49V209H48ZM54 211H56V209H54ZM67 211H68V212H67ZM72 211H73V212H72ZM81 211L78 212V213L81 214V213H82ZM118 211H119V213H118ZM123 211L121 210V212H123ZM181 211H183V210H181ZM196 211H197V210H196ZM199 211H200V210H199ZM199 211H198V212H199ZM203 211H204V210H203ZM243 211H245V214H244V217H245L248 211L245 210V209H243ZM243 211L241 212L242 214H240L239 217H240L241 215L243 216ZM250 211H251V210H250ZM13 212H14V210H13ZM16 212H17V211H16ZM19 212H18V213H19ZM22 212H23V211H22ZM22 212H21V215H22ZM25 212H26V211H25ZM29 212H30V210H29ZM18 213H17V215L19 216L20 214H18ZM27 213H28V211H27ZM27 213H26V214H27ZM41 213L43 214V211H42ZM61 213H62V212H61ZM65 213H64V214H65ZM103 213H104V211H103ZM201 213H202V212H201ZM11 214H12V213H9V216H10ZM69 214H70V213H69ZM83 214H84V213H83ZM83 214H82V219H83V216L86 218V214H87V213H85V215H83ZM94 214H95V212H94ZM153 214H154V213H153ZM172 214H173V213H172ZM174 214H175V213H174ZM1 215H3V214H1ZM17 215L15 214L14 216H13V215H12V216L15 217V216H17ZM87 215H88V214H87ZM103 215H104V214H103ZM111 215H112V214H111ZM116 215L113 214L112 216H115V217H117V219H118V216H116ZM121 215H125L124 212H123V214L121 213ZM177 215H178V213L176 214V218H177ZM187 215H188V214H187ZM250 215H251V213H250ZM18 216H17V218H18ZM44 216H45V215H44ZM50 216H51V214H50ZM89 216H90V213H89ZM98 216H97V217H98ZM165 216H166V215H165ZM198 216L200 217V214L198 215V213H197V216H195V218H196V223H197V221H198ZM204 216H205V214H204ZM248 216H249V212H248ZM7 217H8V216H6V218H7ZM48 217H49V216H48ZM75 217H77V218L79 219L81 216H80V215L78 216V214H76ZM87 217H88V216H87ZM92 217L94 218L93 212H92ZM100 217H101V216H100ZM108 217H107V219H109ZM115 217H114V218H115ZM121 217H122V216H121ZM253 217H254V216H253ZM0 218H1V217H0ZM11 218H12V217L10 216L9 219L12 221ZM17 218H16V220H17ZM23 218H24V217H23ZM28 218H29V217H28ZM28 218H27V219H28ZM35 218H36V217H35ZM35 218H34V219H35ZM46 218H47V216H46ZM85 218H84V219H85ZM114 218H112V219L114 220ZM251 218H252V217H251ZM251 218H250V219H251ZM32 219H33V218H32ZM84 219H83V221H84ZM89 219H90V218H89ZM107 219H106V217H105V222L107 221ZM119 219H121V218L119 217ZM156 219H157V218H156ZM177 219H178V218H177ZM245 219H246V218H245ZM248 219H249V218H248ZM71 220H72V221H71ZM87 220H88V218H87ZM95 220H96L95 218H94L93 220L91 219L92 223H93ZM99 220H100V219H99ZM172 220H174L173 217H172ZM179 220H180V218H179ZM185 220H186V219H184V221H185ZM189 220H190V219H189ZM193 220H194V217H193ZM200 220H201V217H200V219H199V221H198V227H199V230L202 231L203 223L201 222V224H202V226H201V225L199 224V223H200ZM202 220H203V218H202ZM202 220H201V221H202ZM204 220H205V219H204ZM236 220H237V218L235 219V222H238V221H239V218H238V221H236ZM0 221H1V220H0ZM43 221H44V220H43ZM48 221H49V220H48ZM75 221H76V219H75ZM83 221H82V223H83ZM85 221H86V219H85ZM91 221H90V222H91ZM110 221H111V220H110ZM117 221H120V220H117ZM151 221H152V219H151ZM168 221H169V220H168ZM175 221H176V219H175ZM175 221H174V222H175ZM242 221H243V219H242ZM6 222H7V220H6ZM8 222H9V221H8ZM17 222H18V221H17ZM24 222H25V220H24ZM33 222L35 223V221H33ZM33 222H32V223H33ZM52 222H53V221H52ZM55 222H56V221H55ZM65 222H66V221H65ZM78 222H80V220H79ZM100 222H104V218H103V221L100 220ZM112 222H113V221H112ZM114 222H115V221H114ZM114 222H113V223H114ZM174 222H173V223H174ZM203 222H204V221H203ZM2 223H5V221L3 222V220H2ZM18 223H19V222H18ZM34 223H33V226H34ZM40 223H41V222H40ZM45 223H46V222H42V224H44V225H45ZM58 223H59V221H58ZM61 223H62V222H61ZM82 223H81V224L78 223V226H76L75 229H74L75 226L72 227V225L75 224L74 222H73L72 225L70 224V225H71L70 228H69V223H68V228H69V230H68V228H66V229H64V228L57 229V231H58L59 234H57L55 237L52 236L53 238H52V237H49V236H47V235H42L41 237L39 236V243L41 244V246H43V249H44L45 252H47L45 249L50 248V251H52V252H49V254H52V255H53V258L56 257L58 260H60V257H61L62 260H63V259H64V256L67 255V254H69V256H68V257H69V262L66 261V260H67V257L65 258V261H64V262H65V264H66V263H67V264H70V263H72V262L70 261V254H71L72 250H71V252L69 251L70 248H69L68 244L72 243V244H74V246H75L76 244L81 245V246L84 247V250H85V247H86V246H89V245L91 244V242H94V241H93V236H92V235H93V233L96 232L97 230H96V231H92V228H93V227L91 228L90 225H89V223H88L89 227L91 228V229H90L91 232H89V231H87V229H86L87 227L85 226V228H84V226L82 225ZM96 223H97L98 226H99V223L95 221V225H96ZM108 223H109V221H108ZM113 223H112V226H113ZM144 223H145V221H144ZM173 223H172V224H173ZM175 223H176V222H175ZM180 223H181V222H180ZM192 223H193V222H192ZM194 223H195V222H194ZM194 223H193V225H194V227H195V224H194ZM245 223H246V221H245ZM0 224H1V223H0ZM36 224H37V223H36ZM76 224H77V222H76ZM103 224H104V223H103ZM103 224L101 223V224H100V225H101L100 227H102ZM110 224H111V223H110ZM178 224H179V223H178ZM178 224H177L176 228L179 227ZM204 224H205V222H204ZM206 224H207V223H206ZM238 224H239V223H237V224L235 223L236 228L238 227ZM3 225H4V224H3ZM37 225H38V224H37ZM49 225H52L51 222L49 223ZM49 225H48V226H49ZM54 225H56V224H54ZM62 225H63V224H62ZM79 225H80V226H79ZM115 225H116V224H115ZM170 225H171V224H170ZM199 225H200V226H199ZM233 225H234V224H233V222H232V225L230 226V228L234 227ZM248 225H249V224H248ZM0 226H2V225H0ZM13 226H14V224H13ZM31 226H32V225H31ZM33 226H32V227H33ZM46 226H47V224H46ZM46 226H45V227H46ZM63 226H65V223H64ZM91 226H92V224H91ZM98 226H97V227H98ZM104 226H106V223H105V225H103V227H104ZM107 226L110 227L109 224H108ZM107 226H106V227H107ZM154 226H155V225H154ZM180 226H181V225H180ZM15 227H16V225H15ZM32 227H31V230H32ZM59 227H60V225H59ZM71 227H72V230H70ZM89 227H88V228H89ZM103 227H102V229H103ZM109 227H108V231H107V229H106V231H105V233H104L105 235H106V233H107V237H108V233H111V231L109 232ZM156 227H159V226L156 225ZM194 227H193V229L196 230V232H197V227H196V229H195ZM201 227H202V228H201ZM205 227H206V226H205ZM12 228H13V227H12ZM53 228H54V227H52L51 229H52L53 232H54V229H53ZM191 228H192V226H191ZM9 229H11V228H9V226H8V231H9ZM13 229H14V228H13ZM15 229H17V228H15ZM33 229H34V228H33ZM37 229H38V228H37ZM96 229H97V228H96ZM110 229H111V228H110ZM233 229H235V227H234ZM34 230H35V229H34ZM40 230H41V229H40ZM52 230H51V233H52ZM93 230H94V229H93ZM98 230H100V228H98ZM111 230H112V229H111ZM199 230H198V232H199ZM43 231H44V229H43ZM112 231H113V230H112ZM151 231H152V230H151ZM23 232H24V231H23ZM27 232H28V230H27ZM32 232H33V231H32ZM102 232H104V231L102 230ZM148 232H149V231H146V230H145V232L141 234V237H144L145 235H149ZM152 232H153V231H152ZM49 233H50V232H49ZM98 233H99L100 236L102 237V240H103V243H104L105 237L102 236V234H101L99 231H98ZM165 233L168 234V232H165ZM169 233H170V232H169ZM41 234H42V232H41ZM99 234H98V236H99ZM104 234H103V235H104ZM158 234H161V233H158ZM175 234H176V233H175ZM10 235H11V234H10ZM19 235H20V234H19ZM19 235H18V237H19ZM22 235H23V234H22ZM28 235H29V234H28ZM53 235H54V234H53ZM111 235H112V234H111ZM151 235H152V234H151ZM162 235H163V233H162ZM173 235H174V234H173ZM260 235H261V234H260ZM50 236H51V235H50ZM94 236H97V234L95 233ZM112 236H113V235H112ZM112 236H109V237H110V240H111V237H112ZM149 236H150V235H149ZM155 236H156V235H155ZM10 237H11V236H9V238H10ZM103 237H104V239H103ZM109 237H108V240H109ZM174 237H176V235H175ZM174 237H173V239H174ZM177 237H179L178 234H177ZM260 237H261V236H260ZM260 237H259V238H260ZM11 238H12V237H11ZM24 238H25V235H24ZM24 238H23V239H24ZM98 238H99V237H98ZM113 238H114V236H113ZM150 238H151V236H150ZM188 238H189V236H188ZM196 238H197V236H196ZM202 238H204V237L202 236ZM202 238H201V239H202ZM205 238H207V237L205 236ZM259 238H258V239H259ZM29 239H31V234H30ZM95 239H96V242H97V238H96V237H95ZM106 239H107V238H106ZM115 239H116V238H115ZM124 239H125V238H124ZM192 239H193V237H192ZM201 239H200V241H201ZM13 240H14V239L12 238V241H13ZM21 240H22V239H21ZM108 240H106V241H108ZM110 240L108 241V243L110 242ZM184 240H185V239H184ZM186 240H187V238H186ZM189 240H190V239H189ZM195 240H197V239H195ZM261 240H262V239H261ZM4 241H5V240H4ZM7 241L9 242V240H7ZM25 241H26V239L24 240V242H25ZM27 241H28V240H27ZM179 241H180V239L178 240V242H179ZM182 241H183V237H182ZM249 241H250V240H249ZM254 241H255V240H254ZM10 242H11V241H10ZM10 242H9V244H10ZM13 242H14V241H13ZM18 242H20V241L18 240ZM28 242H29V241H28ZM35 242L37 243L36 238H35ZM35 242L33 241L32 246L35 244ZM169 242H170V241H169ZM169 242H168V243H169ZM206 242H207V241H206ZM22 243H23V242H22ZM22 243H21V244H22ZM31 243H32V240L30 241L29 244L26 243V245L28 244L27 249H28V248L31 249ZM39 243H38L37 245L40 247ZM100 243H102V241H101ZM111 243H112V242H110V249H113V248L111 247ZM163 243H164V242H163ZM163 243H162V244H163ZM170 243H172V242H170ZM201 243H202V241H201ZM247 243H248V241L246 242V244H247ZM253 243H254V242H253ZM253 243H251V245H252ZM2 244H3V241H2ZM4 244H5V242H4ZM15 244H16V243H15ZM21 244H20V245H21ZM92 244H93V243H92ZM97 244H98V242H97ZM97 244L95 243V245H97ZM165 244H166V243H165ZM181 244H182V243H181ZM185 244H186V242H185ZM187 244H188V242H187ZM207 244H208V242H207ZM255 244H256V242H255ZM257 244L259 245V242H258ZM5 245H6V244H5ZM17 245H18V243H17ZM23 245H25V243H23ZM70 245H71V244H70ZM101 245H102V244H100V246H101ZM104 245H105V243H104ZM112 245H113V244H112ZM144 245H145V244H144ZM147 245L149 246V244H147ZM163 245H164V244H163ZM196 245H197V244H196ZM203 245H205L204 242H203V244H202V247H203ZM208 245H209V244H208ZM215 245H216V244H215ZM7 246H8V245H6V247H7ZM15 246H16V245H15ZM18 246H19V245H18ZM71 246H72V245H71ZM100 246H99V247H100ZM145 246H146V245H145ZM168 246H169V244H168ZM170 246H171V244H170ZM172 246H173V244H172ZM182 246H183V245H182ZM190 246H191V245H190ZM206 246H207V245H206ZM212 246H213V245H212ZM218 246H219V245H218ZM238 246H239V245H238ZM244 246H245V245H244ZM0 247L3 248V247L1 246V243H0ZM16 247H17V246H16ZM19 247H20V246H19ZM19 247H18V248H19ZM34 247H35V245H34ZM72 247H73V246H72ZM90 247H91V245L89 246V248H90ZM94 247H95V246H94ZM99 247L97 246V248H99ZM102 247H103V246H102ZM102 247H101V250H103ZM179 247H180V246H179ZM200 247H201V245H200ZM216 247H217V246H216ZM242 247H243V246H242ZM253 247H255L254 244L252 245V249H253V252L256 253L259 249H258V247L256 246V247H257V250L254 251V249H256V248H253ZM260 247H261V246H260ZM18 248H17V249H18ZM21 248H22V247H21ZM80 248H82V247H80ZM103 248H105V247H103ZM107 248H108V246H107ZM107 248H106V249H107ZM125 248H126V247H125ZM191 248H193V247H191ZM204 248H205V246H204ZM204 248H203V249H204ZM207 248H209V247H207ZM240 248H241V247H240ZM261 248H262V247H261ZM261 248H260V250L262 251ZM10 249H11V248H10ZM13 249H15L14 246H13ZM13 249H12V251H14ZM29 249H28V252H29ZM72 249H73V248H72ZM74 249H75V247H74ZM76 249H77V250H80L79 252H80V254L82 255L81 249H79V248L77 247V245H76ZM95 249H96V248H95ZM106 249H105V250H106ZM108 249H109V248H108ZM126 249H127V248H126ZM141 249H142V248H141ZM147 249H148V248H147ZM159 249H161V248H159ZM186 249H187V248H186ZM189 249H190V248H189ZM189 249H188V250H189ZM212 249L215 250V249H214V246L212 247ZM249 249H250V248H249ZM2 250H4V249H2ZM8 250H9V249H8ZM15 250H16V249H15ZM33 250L35 251L34 254H36V250H37V248H36V249L34 248ZM98 250H99V249H98ZM122 250H123V249H122ZM177 250H178V249H177ZM192 250H194V249H192ZM192 250H190V251H192ZM196 250H197V249H196ZM209 250L211 251V248H209ZM260 250H259V253H261ZM4 251L7 252V250H4ZM4 251H3V252H4ZM9 251H10V250H9ZM12 251H11V252H12ZM48 251H49V250H48ZM68 251H69L70 253H69ZM86 251H87V250H85V252H84L85 254L87 253ZM89 251H90V250H89ZM92 251H93V250H92ZM94 251H97V249L94 250ZM94 251L91 252V253H92V255L94 254V255H96V257H97V253L95 254ZM110 251H111V250H110ZM169 251H170V250H169ZM178 251H179V250H178ZM0 252H2V251H0ZM38 252H39V251H38ZM106 252H107V251H106ZM124 252H125V251H124ZM124 252H123V253H124ZM162 252H163V251H162ZM162 252H161V253H162ZM40 253H41V251H40ZM66 253H67V254H66ZM72 253H75V252H72ZM77 253H78V252H77ZM91 253H90V256H91ZM100 253H101V252H100ZM109 253H110V252L108 251V254H107L108 257H109ZM113 253H114V251H113ZM113 253H112V254H113ZM120 253H121V250H120V252H119V256L122 254V253H121V254H120ZM128 253H129V250H128ZM161 253L159 252L158 254H161ZM179 253H180V251H179ZM189 253H190V252H189ZM195 253H196V252H195ZM1 254H2V253H1ZM29 254H30V253H28V255H29ZM32 254H33V252H32ZM42 254L44 255L43 252H42ZM110 254H111V253H110ZM158 254H157V255H158ZM162 254H163V253H162ZM182 254H184V252L181 253V255H180L181 257H182ZM209 254H210V253H209ZM263 254H264V248H263ZM263 254H262V255H263ZM9 255H11V254H9ZM9 255H8V257H9ZM43 255H42V256H43ZM86 255H89V252H88V254H86ZM86 255H85V257H86ZM104 255H105V253H104ZM114 255L116 256L115 253H114ZM177 255H178V254H177V251H176L175 256H177ZM185 255H186V254H185ZM210 255H211V254H210ZM2 256H3V254H2ZM2 256H0V258H1ZM37 256H38V254H37ZM49 256H50V255H49ZM101 256H102V255L100 254L99 257H101ZM110 256H111V255H110ZM115 256L112 255L110 260H113V258H115ZM119 256H118V257H119ZM132 256H133V255H132ZM187 256H188V255H186V260H187V258H188ZM191 256H192V254H191ZM191 256H190V258H191ZM4 257H5V255H4ZM34 257H35V256H34ZM34 257H32V258H34ZM96 257H95V258H96ZM99 257H97V260L99 259ZM102 257H103V256H102ZM112 257H113V258H112ZM125 257H127V259H128V256H126V254H125ZM130 257H131V254H130ZM177 257H178V256H177ZM252 257H255V256H252ZM252 257H251V258H252ZM40 258H41V257H40ZM71 258H72V256H71ZM79 258H80V257H79ZM82 258H83V256H82ZM90 258H91V257H90ZM95 258L93 259V256H92V259H93L92 261H93V262H91V264L95 262ZM172 258H173V256H172ZM172 258H171V259H172ZM247 258H248V257H247ZM256 258H257V256L255 257V260H256ZM258 258H259V257H258ZM263 258H264V257H263ZM4 259H5V258H4ZM7 259H8V258H7ZM57 259H56V260H57ZM75 259H78V258H76V257L74 258V262H76V264H77V260L75 261ZM80 259H81V258H80ZM85 259H86V258H85ZM85 259H84V262H85ZM117 259H118V258H116V260H117ZM121 259H122V258H121ZM123 259H124V256H123ZM152 259H153V258H152ZM154 259H155V258H154ZM168 259H169V257H168ZM216 259H217V258H216ZM28 260L33 261V259H31V255H30V259L28 258ZM39 260H40V259H39ZM53 260H54V259H53ZM56 260H55V262H56ZM81 260H82V259H81ZM87 260H88V257H87ZM87 260H86V262H88ZM108 260H109V258H108ZM114 260H115V259H114ZM114 260H113V261H114ZM119 260H120V259H119ZM130 260H132L133 264H134V261H135V260L137 261L136 257H135V260H133V259H130ZM164 260H165V259H164ZM243 260H244V259H241L240 262L243 261ZM252 260H253V258H252ZM263 260H264V259H263ZM30 261H29V263H30ZM50 261H52V259H51ZM100 261H101V263H102V258H101ZM100 261L98 262L99 264H101ZM121 261H122V260H121ZM125 261L127 262L126 259H125ZM169 261H170V259H169ZM187 261H188V260H187ZM192 261H194V260H192ZM245 261L247 262V260H245ZM250 261H251V260H250ZM22 262H23V261H22ZM22 262H21V264H22ZM24 262H25V263H24ZM24 262H23V263L26 264V261H24ZM27 262H28V261H27ZM35 262L37 263V261H35ZM41 262H42V261H41ZM46 262H47V261H46ZM46 262H45V264H46ZM55 262H54V264H55ZM64 262H62V264H64ZM89 262H90V260H89ZM89 262H88V263H89ZM104 262L106 263L105 260H104ZM104 262H103V263H104ZM114 262L116 263V261H114ZM140 262H141V261H140ZM207 262L209 263V261H206V263H207ZM263 262H264V261H263ZM4 263H5V261H4ZM12 263H13V262H12ZM50 263H52V262H50ZM79 263H80V262H79ZM79 263H78V264H79ZM111 263H112V262H111ZM111 263H110V264H111ZM119 263H120V262H119ZM123 263H124V262H123ZM206 263H205V264H206ZM0 264H2L1 260H0ZM9 264H11V263H9ZM39 264H40V263H39ZM41 264H42V263H41ZM47 264H48V263H47ZM52 264H53V263H52ZM56 264H57V262H56ZM82 264H83V262H82ZM112 264H114V263H112ZM117 264H118V263H117ZM121 264H122V263H121ZM125 264H126V263H125ZM128 264H130L129 259H128ZM136 264H138V261L136 262ZM140 264H141V263H140ZM248 264H249V259H248Z\"/></svg>","mask_w":264,"mask_h":264}]
</instances>
